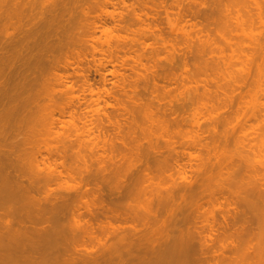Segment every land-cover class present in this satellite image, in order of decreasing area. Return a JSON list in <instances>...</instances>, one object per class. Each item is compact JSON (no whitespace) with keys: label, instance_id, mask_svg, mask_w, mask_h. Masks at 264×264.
Masks as SVG:
<instances>
[{"label":"rangeland","instance_id":"1","mask_svg":"<svg viewBox=\"0 0 264 264\" xmlns=\"http://www.w3.org/2000/svg\"><path fill=\"white\" fill-rule=\"evenodd\" d=\"M4 1V0H3ZM3 1L1 2V0H0V4L3 6ZM6 2H8V0H5ZM11 0H9V4H10V6L13 4L12 3V1L10 2ZM26 2V4H22L23 3V1H22V5H25V7H23V9L21 8V4L20 3H16V4H20V5H16L17 7H10L9 6V4L8 3H6V2H4V3H6V7L4 6V8H9L8 10H10L11 8H12V14H13V12H14V14H15V12L17 11V15H18V13H19V16L21 17V15H23L24 16V12H25V14L26 15H29V16H31L30 14L32 13V11H33V8H35L36 7V9L38 8V4H37V6L35 5L37 2L36 1H39V3L40 2H42L41 0H25ZM47 1V0H46ZM50 1V2H49ZM49 1H47V3L49 4V6L51 7V4H53L54 5V7H53V5H52V7H51V9L52 8H54L55 9V6H56V8H57V6H58V2H57V4H56V2L55 1H57V0H49ZM53 1V2H52ZM73 1V2H72ZM123 1V0H122ZM143 2H145V4L142 2V4L143 5H145L146 7H144V10L141 8V6H142V4L141 3H139V4H141V6L139 7V11H138V9H136L137 8V4H135V2H137L136 0H125V1H123V2H121V1H119V0H75V2H74V0H65L64 2H62L61 3V5H60V3H59V6H60V9H59V7H58V9L59 10H64L65 9V5H66V8L68 7L69 8V5L68 4H70V6H71V2H72V6H73V9H72V7H71V9L69 8V12L67 13V11H68V8L67 9H65V10H67L65 13L66 14H69V15H72L70 18H68V17H64V16H67V15H65V13H64V11H62V12H60L58 9L56 10L57 11V16L58 15H60L61 14V16L62 15H64L62 18H64L63 19V21L65 20L66 21V19H67V21L69 22V21H71L70 22V24L68 23V22H63L64 24L66 23H68V27H69V25H71V23H73L72 21H75V20H77L76 21V24L74 23V28H76L77 30H79L80 31V29H81V25H82V28H83V30L82 31H77L76 30V32H75V29L73 28V26H72V28L70 29V30H72V29H74V31L72 30V33L69 31V29H67V26H66V24L64 25L65 26V28L64 29H66V34L65 33H62V31L61 30H63V29H61L63 26H60V24H59V21H61V19H60V17L58 16H56V14H55V10L54 9H52V11L54 12V14H53V12L51 11V12H48L49 10H51L50 9V7H49V9L48 8H46V9H48V13L45 15V16H50L49 14H51L52 13V18H51V16L49 17V18H46L45 16V18L43 17V16H41V15H43V13L42 12H40V9L41 10H43V8L44 7H46V6H48V4H42V3H40L39 5V7H41V8H39L38 10H39V12L41 13H39V15H40V17H42L43 19H44V21H45V19L47 20V19H49V21L50 22H54L55 23V25L57 26V25H59V26H57L58 27V29H59V27H60V29L59 30H57L58 31V33L56 32H53L54 30H55V28H56V26H54L55 28L54 29H52L51 30V27H52V25H54V23L50 26V28H49V25H50V23L48 22V20L47 21H45L46 22V25H45V29L47 30V34L49 33V31H50V35H47L48 37H46L45 36V34H43L42 35V31L43 32H45L46 33V30H44L43 28H42V30H39V25H43L44 26V24H45V22H44V24L43 23H41V21H42V19L39 17V16H37V18L39 19H41V21H40V23L41 24H37L36 25V21H37V23H39L38 22V20H36V15H38L37 13V10H36V12H33L32 13V17H35V19L34 18H32L31 19V22H33L31 25L29 24V25H27L28 24V22L30 23V21H29V19L27 18V21L28 22H25L26 24V26H29V28L30 27H35V25L37 26V27H39V28H37V30H38V32H39V34L38 33H36V28L35 29H33V28H30L31 29V31L29 30V28H27L25 25H24V21H26V18L25 17H29V16H24L23 18H15L17 15H15L14 16V14L12 15V17H11V19H13V18H15V19H17L18 20V22H20V21H23V19H24V21H23V23L22 22H20V24H21V27H22V29H21V27H19L20 26V24H18L17 25V23L18 22H16V25L17 26H15V27H17V28H15V27H13V29L15 28L16 30H17V32L18 31H20V29L21 30H23L21 33H24V31L26 30V32H25V34H21L20 32H18V34L19 35H17V36H24V35H26L27 34V31H29V33H28V38H30V39H25V37H27V36H24L23 38L25 39H21V46L23 47V43L22 42H24V41H26V40H31V36H32V41H30V43L31 44H29L28 42H24L25 44H24V47L25 46H27V44H28V46H27V51H28V48H29V46H32V45H36V46H32L33 48H31V50H33L35 47H37V44L36 43H38L39 42V44H38V47H37V50L35 51V52H38V50H39V52H40V54H39V52H38V55L40 56H38L37 55V53H30L31 55H33L34 57H32L30 54H29V56L30 57H32V59L30 58L29 60H28V58H29V56H27V55H25V57L27 56V60L31 63H28V61H27V63L31 66H36V62H40V64L42 63V61H43V63H44V61L46 60L47 61V58H46V56H48L49 54H50V59H49V57H48V59H49V61L48 62H50V63H48L47 62V64H49V66L47 65V64H45L46 65V71L44 72V71H42V73L41 72H37L39 75H37V74H35V72L36 71H34L33 72V68L32 67H27L28 66V64L26 63V61H25V59L23 58V56H22V53L20 52L21 51V46H17V47H19L20 48V50L17 52V50H16V48H14V46H13V48H14V50H16L15 52H17L18 53V60H19V57L20 56H22V58H20V61H22L23 62V60H21V59H24V61H25V67H27V68H29L30 70H32V72L33 73H31V80L29 79L30 77L28 76V75H30V70H28V69H26L23 65H20L21 63H19L17 60H16V58L14 57L13 59H11L10 58V56H9V58H7L6 56L7 55H5V57L7 58V59H11L12 61H10L9 60V63L11 62L12 64L13 63H15L16 61H17V63H19V65L17 64V63H15V65L17 64L18 66H23L22 68L23 69H25V73L27 72L26 70H28V73H26V74H24V71H23V76H25V77H29V78H26L27 79V81H26V79H24L23 78V76H21L22 74H19L20 76H21V79H22V81H24L25 80V83L24 82H22L21 81V79H20V81L17 79L16 80V78H17V72L18 71H20V69L19 70H17V72L13 75H11V73L12 72H10V71H8V67L9 68H11L12 67V65L10 66H6L5 68L7 69L6 71H8L9 72V75L11 76V78L9 77V76H6V74H4V75H2V76H4V77H1V78H3V79H1L0 78V83H2L1 85L3 86V83L4 82H1V80H4V78H7L6 79V83H5V85L7 86V80L8 79H11V81L13 82V79L15 80L14 81V86L15 87H18L19 88V85L21 86V89L22 88H24L25 90L23 91V89H22V91H20V90H18V88H17V90H18V92H17V90H16V93H14V95L15 94H19V97H17L16 98V100H19V101H17L16 103L14 102L13 103V101L15 100V99H13L12 100V104L14 105V104H17L16 106H14L13 107V105L11 104V102H9V100L11 101V99L9 98V97H11V96H13L14 97V95H9V93H8V91H7V97H8V99L9 100H7V97L6 96H4L5 97V99L6 100H4V103H3V100H2V103L3 104H1L0 103V127H2V124H4V123H2V122H7V121H9L8 122V124L7 125H4L6 128H7V126H9V127H11L12 125H14V126H12L14 129H15V127H17V125H20V127L22 126V120H26V121H24V124L25 123H27L26 124V126L25 127H28V126H30V128H31V130L33 129L34 130V128H35V130H36V132H35V130L33 131L34 133H32L31 132V130H30V128L28 127V128H23V126L21 127L22 128V130H24V131H21V128L18 126L15 130L16 131H14V129H8V130H10V131H6L5 132V130H7V129H4L5 127H3V128H0V133L2 132V130H4V132H5V134L2 132V134H3V136H6L7 138H8V140H12V144H11V141H10V143H9V145L11 144V146L9 147V149H11L12 150V154L9 156V157H16V156H18V152H16V151H21V149H23V151L21 152V153H19L20 154V156L23 158V160H22V158H20V156H19V159H21V160H18V157L16 158V162H17V160H18V162L17 163H19L18 165L20 166V163H22L23 162V164L20 166V167H22L23 168V166H24V168H23V170H26V171H21L20 170V172H19V166L17 165V163L15 162V165L17 166L15 169L17 170V168H18V173L20 174V173H24V175L26 174V176H25V181L27 180L28 181V177L29 178H31V179H33V178H35V177H31V175H32V171L33 172H38L37 170L39 169V168H41V170H42V167H43V171H41L40 169V171H41V173L43 174L44 172H46V173H44L43 175H45V174H48L50 171H52L53 173H50V174H52V175H54L56 172L58 173V172H60V170L62 169V170H64L66 167V169L64 170V171H61V173L63 172L64 174L65 173H68V174H63V175H61V173L59 174L58 173V175H54L55 177H59L60 175V179H58V178H56V179H54L53 180V178H54V176H52V181L50 180V182H47V183H49V185L47 184V183H44V182H42L43 184H41L40 186H41V188L38 186L37 188H39V190L35 187L32 191H31V195H32V193H36L37 191H39L38 193H36L35 195L40 199V201L41 202H44L45 201V203H44V205L46 204V208H47V213H48V211H49V209L51 208V203L53 204V202L55 201V203L58 201V200H60L61 201V199L63 198V194H66L68 191V193H67V195L68 194H73V193H75L74 191H73V189H74V187L75 186H73V185H75V183L74 182H78L79 180L80 181H82V182H84V179H83V177L86 175V174H88L89 172H91L90 173V175L91 174H95V176H97V174L98 175H100V174H102L103 172H101V170L103 169L102 167L104 166V167H106L107 165H108V163H111V161L113 162L114 161V166L113 167H115V168H117V170H115V168H113L112 167V169H114L115 171V174L114 175H116V177L114 178L115 180H116V178L119 180V176H120V172H124L123 174H121V176L120 177H122V175H124L125 173H126V177H122V178H120V179H122L121 181L122 182H124V180H127L126 182H128V183H124L125 184V186H123V187H120V189L121 190H123V189H127L128 190V192L126 193V191H125V193H124V190H123V193L124 194H128L129 193V191H132L131 190V187L129 186V185H131L130 183H132L133 185H131L132 186V188H133V186H134V184H135V182H134V180H133V178L134 179H136V180H138L137 179V177H139V178H141L144 174L143 173H145V172H151V173H147L148 175H149V178H148V176L147 175H144L145 176V178H146V176H147V178H146V182L145 181H143L142 182V180L143 179H145L144 178V176H143V179L142 180H138L139 182H142V187L141 188H143V187H145L146 185H144L145 183H147V182H151L152 183V185H151V187H154L155 185H156V183H157V186L160 184H163V182H164V184L163 185H161V186H159L157 189H159L158 191H159V193H161V191L163 192V191H165L167 188L169 189H167L166 191H167V193L165 194V196H163L164 195V193L166 192H163V194H162V197L164 198V197H166L165 199H162V202L160 203V206H159V202L158 203H155L156 205H154V200H155V202H156V200H158V199H160L161 197H160V195H159V198H158V195H154L153 194V192H152V194L150 193V191H151V189H154V188H150V187H148V185L150 186V184L151 183H148V185L146 186L147 187V189H149V190H147L148 192H146V190L145 189H143V190H145L144 192H146L145 194H147V195H144V192L141 190V192H143V197L144 198H146L147 196L149 197V195L151 194V196H150V198L151 199H149L148 197V199L149 200H147V205H146V202H145V199L144 198H142V195H140V193L141 192H139L137 189L139 188H136V193L135 194H137L138 192V194L137 195H135V194H133V195H135L134 197H132L131 195H126V197L125 198H129L130 196L132 197H130L132 200L135 198V203L133 202V201H131V199L129 200L128 199V201L126 200V201H123V198H124V194H122V191H120L121 193V195L119 194V193H117L116 191H118V188H116L115 186H113V185H116V186H118L119 185V182L118 181H116L115 182V184H114V182L113 181H115V180H113V179H109V181H108V178H103V176H105V174L107 173L108 174V177H110L111 178V175H109V174H111V173H113V170H112V172H111V170L109 169V166H110V168H111V164H109V166H107L108 167V170H110V172L109 171H107V167L106 168H104L105 170H106V172L104 171V173H103V175H100V176H102V177H99V176H97V177H99L100 179L101 178H103V180L104 179H107V181L108 182H106L105 180H104V182L103 183H106V184H108V185H111V186H113V187H110L109 186V188L106 186L105 187V184H102V185H104L103 187L104 188H102V189H104V190H107L106 191V194H107V192L110 194L109 196H111L112 198H114L115 200L117 199V197H113V194H114V196H122L123 195V198H121V197H119V198H121L122 199V201H121V199H120V201H121V203H123L122 205L123 206H121L122 208V211L120 210V207H119V204L117 205L118 206V208H119V210L123 213V211H124V213H127V211H128V216L126 215V214H124L123 213V215L125 216H127V219L129 218V220H128V222L129 223H132V221L133 220H136V219H138V221H139V223H138V221L136 220V222L135 221H133V223H135V226L138 224V225H141L140 227L141 228H139L138 226H136V228H133L134 227V224H132V226L130 227V225H129V223L128 222H126L125 221V219L123 220V219H121V220H123V221H125V225H126V229H125V231L127 230V226H129L128 228H131L130 230H132V229H134L135 231L136 230H145V228L144 227H146V226H148L149 228H151V227H153L154 229H152L151 230V232H149L148 234H149V236L150 237H152V238H150V237H148V234H147V231H146V234H147V237H148V239H153V232L156 230V229H158V228H160L161 229V224H162V222L161 223H156L157 222V220L158 221H160L161 219H163V217H167V218H169L168 220H167V218H165L166 219V221L168 222L169 220H170V216H171V219H172V217L174 218L175 216H173V214H175L176 215V213H177V217L178 216H180V215H182V214H180V212L182 211L183 212V210L181 209V211H180V209L179 208H181V206L183 205V206H186L188 203V207L190 208V209H192L193 208V210H191V211H195L194 210V208L196 207V206H194V207H190V203L192 204L193 203V201L194 200H197V201H199L200 203H201V206H200V203L198 204V203H196V202H194V203H196V204H198L197 206L200 208L199 209V211H201V212H199L201 215H199V216H201V217H199L197 214H199L198 213V211H195V212H197V213H193V214H196V215H192V213H190L192 216H190V218H188L189 220L190 219H192L193 220V218L195 217V216H198V218L197 217H195L194 218V220L195 221H198V223L200 224L201 223V221H202V223L200 224L201 225V227L202 226H204V225H202V224H205L206 222H210L212 225H214L212 222H214V221H212L213 220V218L214 219H216V220H220V222H218L219 224H221V223H224L225 221H224V219H226V218H228L227 220H231L232 218V216H235V215H237V208H236V206L235 205H233V203H232V201H233V198H231V197H233L234 196V191H236L237 190V188L238 187H240V186H247V188H248V192H247V194L246 195H244V197H243V199L244 200H246L247 198H248V200H247V202L248 203H250V206L253 208V205H251L252 203H256V205H254L255 207V209H253L254 211H252L253 212V214L255 215V216H257L256 218H258L259 217V214L258 213H260L261 215L260 216H262V213H263V210H264V207L262 206L263 205V203L262 202H264V201H262L261 202V200H263L264 199V196H263V198L261 199V200H259L261 203H257V201L258 200H256V199H259V197L257 198L256 197V199H255V192H252L251 190H252V188H254L256 185H259V184H263L264 182H261L259 179H258V177L261 175V173H262V171H264V170H262V168H261V164H260V159H261V155L262 154H264V151H262L261 150V148L260 147H262V146H264V145H261L263 142L262 141H264V33H261L260 31H259V29L258 28H256L253 24H251L250 23V21H248L246 18L245 19H231L230 18V15H229V9H230V6H231V4L233 3V0H196V1H194V0H150V3L148 2V0H142ZM156 1V2H155ZM27 2H29L28 4H30V2L32 3L33 2V4H34V2H36L35 4H34V7H33V5L32 4H30V7H31V5H32V8H30L29 9V5L27 4ZM59 2H61L60 0H59ZM67 2V3H66ZM133 2H134V4H135V6H134V4H133ZM140 2H141V0H140ZM152 2V3H151ZM158 2H159V4H158ZM44 3V2H43ZM146 3H149V5L151 4H153L154 6H153V8H152V6H150L149 7V5L147 4L146 5ZM205 3H207L208 4V7H204L203 5L205 4ZM7 4H8V6L9 7H7ZM42 4V5H41ZM63 4H64V6H63ZM134 6V8L136 9L135 10V12L137 13H135V12H133V13H135V14H133L132 12H130V8H132L133 6ZM15 4H13V6H14ZM43 5H44V7H43ZM157 5V6H156ZM26 6H27V8H26ZM1 7V6H0ZM61 7H63V8H61ZM16 10V11H13L14 9ZM17 8H19L18 10H20V11H18L17 10ZM26 8V10H24ZM2 9H3V7H1L0 8V10L2 11ZM105 9H106V11H105ZM108 9V10H107ZM130 9V10H129ZM133 9V8H132ZM3 10H5V11H3L4 13L6 12V9H3ZM7 10V11H8ZM29 10H32L29 14H27L28 13V11ZM71 10V11H70ZM23 12V14H20V12ZM44 11V10H43ZM58 11H59V13H58ZM133 11V10H132ZM257 11H259L258 9H257ZM3 12H2V14H3ZM11 12H10V14H11ZM45 12V11H44ZM71 12H72V14H71ZM34 13L36 14L35 16H34ZM46 13V12H45ZM108 13V14H107ZM132 13V14H131ZM139 13H140V15L142 14V16L145 18V20H143L144 18H142V16H141V19H138V16H139ZM5 14H7V17H6V15L4 16V15H2V16H4V18H2L1 16H0V19L2 20L1 22V24H0V27H2L1 25L3 24V20H5V22H6V19L7 20H9L10 18H9V12H6ZM111 14V15H110ZM146 14V15H145ZM53 15H54V17H53ZM115 15V16H114ZM132 15H134V16H136L137 17V19L138 20H136L135 18L136 17H134V16H132ZM57 17V19H56V17ZM73 16H74V19L73 20H70V19H72L73 18ZM112 16V17H111ZM114 16V17H113ZM6 17V18H5ZM18 17V16H17ZM117 17V18H116ZM120 17L121 18H123L122 19V22H120L121 21V19H120ZM51 18V19H50ZM54 18V19H53ZM182 18V19H181ZM9 20V21H12V20ZM19 19H20V21H19ZM53 19V20H52ZM69 19V20H68ZM117 19V20H116ZM16 20V21H17ZM34 20H35V24H34ZM55 20V21H54ZM119 20V21H118ZM140 20V22L138 23V21ZM141 20H143V21H141ZM14 21V20H13ZM79 21V22H78ZM106 21V23H108L107 25L106 24H104L105 26H107V27H109L110 29H111V31H112V33H113V35H114V33H115V35L114 36H117L116 38H117V44L114 42L113 44H115L117 47H119V45H120V43H121V48L119 47V48H114V47H116L115 45H114V47H113V49H114V52L112 51V54L114 55V57H115V59L113 60V58H112V61L107 65L108 67H107V69H106V73H107V78L106 79H102V75L100 76V74L101 73H99V72H101L100 71V69H99V66H98V64H96L97 63V61H95V59L94 58H98V56H100V52H99V49L101 48V45L100 44H102V42L103 41H105L104 39H106L107 40V36H103V35H105V33L103 34V27H101V26H103V22H105ZM146 23H145V22ZM148 21V22H147ZM8 22V21H7ZM15 22V21H14ZM14 22H10V24L12 25ZM77 22L78 23H80V26H78L79 24H77ZM145 23V24H143V23ZM193 22H195L194 24H196V25H194V24H192ZM9 23V22H8ZM49 23V24H48ZM60 23H62V22H60ZM141 23V24H140ZM148 23V24H147ZM198 23V24H197ZM9 24V25H10ZM15 24V23H14ZM23 24V25H22ZM34 24V25H33ZM47 24H48V28H47ZM125 24L127 25V27L130 29H132V28H135L136 30H139V31H141L138 27L140 26V28L143 26V25H145L146 26V24H147V27H148V29H149V26L151 27L150 28V30L152 31V29H154L152 32H155L156 33V35H158V36H156V35H154L155 33H152L153 34V36L151 35V33L150 32H148V29L147 28H144L145 26H143V30L144 29H147V31H145V33L146 32H148L149 34H144V32H143V34H140V33H142V32H140V33H138L139 31H136V33H135V29H134V32L132 31V34H131V30H129L127 27H125ZM5 25H7V27L6 28H8L9 26H8V24H5ZM10 25V27L9 28H12V26H14V25H12L11 26ZM41 25V26H42ZM62 25V24H61ZM121 25H124V26H121ZM193 27H192V26ZM23 26L25 27V30H24V28H23ZM42 26V27H43ZM79 27V29H78V27ZM197 26H200V27H198V32H199V28H201L203 31V34H202V32L200 31V33H197V34H199L200 35V37H201V39L199 38V36H197V34H195V35H193V33H195V29H197L196 27ZM4 27V26H3ZM123 27V28H122ZM6 28L4 29H2V30H6ZM20 28V29H19ZM53 28V27H52ZM138 28V29H137ZM195 28V29H194ZM14 29V30H15ZM32 29L33 30H35V38L37 37V39H35L34 38V32L32 33ZM126 29H128V30H126ZM8 30H10V32H12V29H8ZM15 30V31H16ZM68 30V31H67ZM133 30V29H132ZM0 31H1V28H0ZM53 33H52V32ZM61 31V32H60ZM93 31L94 32H96V33H93ZM216 31V32H215ZM6 31H3V33H1L0 32V34L1 35H4V37L5 36H7L8 35V32H6V34H4ZM17 32H14L13 31V33L15 34V33H17ZM30 32H31V34H33V35H30ZM64 32V31H63ZM68 32V33H67ZM70 32V33H69ZM78 32V33H77ZM191 33L190 34V38L188 37V38H186V35H187V33ZM13 33H11V34H13ZM40 33H41V35H40ZM60 33H62V34H60ZM77 33V34H76ZM80 33V34H79ZM136 34V36H137V34L140 36V35H144V36H147L146 38H144V36H143V38H139L138 36L137 37H134L133 38V34ZM184 33H186V34H184ZM10 34V33H9ZM10 34V35H11ZM13 34V35H14ZM40 35L41 37L39 38V36L38 35ZM58 34H60V35H58ZM71 34V35H70ZM80 35V37H79V35ZM81 34H82V36H81ZM91 34V35H90ZM135 34H134V36H135ZM0 35V36H1ZM10 35L9 36H7V37H10ZM72 35H74V36H72ZM95 35V36H94ZM120 35H121V37H124L125 35L126 36H132V37H128V38H130V39H128L127 37H124V38H121L120 39ZM123 35V36H122ZM202 35V36H201ZM12 36V35H11ZM43 36H45L44 37V39H42L41 40V38H43ZM61 36V37H60ZM62 36H63V38L65 37V36H69L68 38H66V40L69 42V44H65V39H64V42H62V44L63 45H58V43H61V42H59L58 41V39L60 40L61 38H62ZM70 36H71V38H70ZM76 36H78L79 38H82L81 39V41H80V39L78 38V37H76ZM119 36V37H118ZM155 36V37H154ZM162 36V38H160ZM194 36H195V38L197 39V40H195V38H194ZM2 37V36H1ZM15 37V36H14ZM49 37H50V40H48L49 39ZM58 37H60V38H58ZM73 37V38H72ZM95 37V38H94ZM101 38V40H103V41H101L100 40V38ZM103 37H107V38H104L103 39ZM156 37H157V39H159L158 41H157V39H156ZM159 37V38H158ZM165 37V39L164 40H166V39H170L171 40V43H173L174 45H171V46H173V47H171V46H169V43H167L168 42V40H167V42H165L164 40H163V38ZM3 38V37H2ZM16 38L17 37H15V40H16ZM19 38H21V37H18V39ZM33 38L35 39V40H33ZM39 38V39H38ZM63 38L61 39V40H63ZM69 38L71 39L70 41H69ZM99 38V39H98ZM115 38V37H114ZM113 38V39H114ZM115 38V39H116ZM120 39V41H119V39ZM126 38V39H125ZM131 38H132V41H135L133 44H131L132 43V41H131ZM135 38H137L136 40H134ZM208 38H209V40L210 41H208ZM6 40L7 38H3V40ZM73 39V40H72ZM75 39V40H74ZM79 39V41H77ZM130 40V41H128V40ZM205 39H207V41L205 42ZM4 40V42L5 43H7V41H5ZM22 40H24V41H22ZM39 40H41V41H39ZM47 40H48V42H47ZM60 40V41H61ZM124 40H126V41H124ZM142 41V42H146L145 44L144 43H140L139 41ZM144 40H146V41H144ZM170 40H169V42H170ZM199 40V41H198ZM204 41V44L203 43H201V42H203ZM2 41V40H1ZM0 41V45H3V42H1ZM8 41H9V39H8ZM33 41H35L34 42V44H32L33 43ZM43 41H46L45 42V44H47V50L49 51V49H50V53L48 54V55H46V53H44V51H41L40 49H42V47H44V45H42L44 42ZM49 41H50V44L48 45V43H49ZM57 41H58V43H57ZM72 41V42H71ZM73 41H76V42H73ZM118 41H119V44H118ZM128 41V42H127ZM160 41H162V42H160ZM15 42V41H14ZM13 42V43H14ZM18 42V41H17ZM40 42H41V44H40ZM78 42V43H77ZM113 42V41H112ZM124 42H126V43H124ZM140 43L141 45H139L138 43ZM27 43V44H26ZM72 43V44H71ZM122 43H123V45H122ZM136 43V44H135ZM161 43H163V44H161ZM170 43V44H171ZM12 44V43H11ZM17 44H19V43H17ZM112 44V45H113ZM5 45H8V44H5ZM41 47H40V46ZM168 45V46H167ZM206 47H205V46ZM166 46V47H165ZM16 47V46H15ZM23 47V48H24ZM40 47V48H39ZM46 47L45 48H43L44 50L46 49ZM48 47H50L49 49H48ZM175 47V48H174ZM207 48V49H205V48ZM2 48V47H1ZM9 48V47H8ZM8 48H4V50H0V52L1 51H3L2 53H7V51H8ZM19 48H17V49H19ZM30 48H29V51H31L30 50ZM39 48V49H38ZM203 48L206 50V51H204L203 50ZM36 49V48H35ZM115 49H116V51H115ZM117 49H119V51L117 50ZM10 50V49H9ZM12 51H13V49H11ZM12 51H10L11 52V54H12ZM26 51V50H25ZM26 51V52H27ZM28 51V52H29ZM48 51H46L45 50V52H47L48 53ZM23 53V54H28V53ZM45 54V57L43 56L44 54ZM21 53V55L19 56V54ZM10 54V53H9ZM8 54V55H9ZM14 54V53H13ZM16 54V53H15ZM34 54H36V55H34ZM138 54H142L143 56V58L141 57V56H139V57H141V59L142 60H140V62L138 61H135V59H137V57H138ZM4 56V55H3ZM2 56V57H3ZM35 56H38V57H35ZM41 56H43L42 58H41ZM220 56H222L221 57V59L223 58V60H224V62L221 60V62L219 61V58L217 59V57H220ZM0 57H1V55H0ZM1 57V58H2ZM215 57H216V59H215ZM0 58V59H1ZM6 58H2L1 60L4 62V63H8V60L7 61H5L6 60ZM59 58V59H58ZM135 58V59H134ZM5 59V60H4ZM126 59V60H125ZM213 59H214V61H213ZM16 60V61H15ZM34 60H38V61H36V62H34ZM126 61V62H124V61ZM2 61H1V63H2ZM45 61V62H46ZM215 61H219L218 62V64H217V62H216V64L214 63ZM135 62L137 63V65H135ZM4 63H2V64H4ZM8 63V64H9ZM33 63L35 64V65H33ZM42 63V64H43ZM142 63V64H141ZM7 64V65H8ZM23 64V63H22ZM26 64H27V66H26ZM40 64L38 63V65H39V67H38V65L36 66V67H34L35 69L38 67V69H36L37 71H40V70H44V67H43V69H42V67H41V69L39 70V68H40ZM14 65V64H13ZM44 65V64H43ZM132 65H134V67L132 66ZM143 65L144 66H146V69H148V70H146L144 67H143ZM2 66V65H1ZM1 66H0V68H1ZM42 66V65H41ZM138 66V68H136ZM149 66V68H153V69H149V68H147ZM4 66H2V68H3ZM17 66H13V69L14 70H16L17 68H19V67H17ZM49 67V68H48ZM54 67V68H53ZM139 67H143L142 69L144 70H140L139 69ZM21 68V67H20ZM21 68V69H22ZM131 68H132V70H131ZM133 68H135V69H139V70H137V71H141V72H138V73H140V74H142V73H144V72H146L144 75H150V76H147V77H150L151 79H153V78H155V79H157V80H155V81H157L156 83H154L155 81L154 80H151V81H149V79H148V81H147V85H146V80H147V77L146 76H142V75H139V74H136L135 73V69L133 70ZM12 69V68H11ZM156 70V72L154 73V71ZM1 70L2 69H0V72H1ZM98 70V71H97ZM118 71V73L120 72L121 74H122V76H121V74L119 73V74H117V71ZM154 70V71H153ZM5 71V70H4ZM5 71V72H6ZM13 71V70H12ZM143 71V72H142ZM3 72V71H2ZM0 73V76H1V74H3V73ZM13 72H15V71H13ZM149 72V74H147ZM152 72V73H151ZM20 73H22V72H20ZM40 73H41V76H40ZM44 73V74H43ZM32 74H34V76H32ZM136 74V75H135ZM152 74H154V77L152 78ZM18 75V76H19ZM35 75H37V76H35ZM155 75H157V77H155ZM13 76H15L14 78H13ZM38 76H40L41 78L39 79V77ZM124 76H125V78H124ZM34 77H35V82L36 83H34V81H33V79H34ZM38 77V78H37ZM145 77H146V80H144L145 79ZM198 77V78H197ZM210 77L212 78V79H210ZM243 77H247V79H243V80H245V83L243 82V84H242V81H241V79L243 78ZM13 78V79H12ZM88 78H89V80H88ZM143 78V79H142ZM197 78V79H196ZM207 78H208V80H207ZM214 78V79H213ZM86 79H87V81H86ZM125 81H127V80H129L130 81V83H132V81H133V83L130 85H128V83L127 82H125ZM198 79H199V81H198ZM28 80H30V82L31 81H33V84H30V83H28ZM41 80V81H40ZM85 80V81H84ZM196 80L198 81L197 82V85H198V83H199V85H198V87H197V85H195L196 84ZM207 80V81H206ZM209 80H213L212 82H214V83H212L211 81H210V84L212 85V86H210L209 87ZM215 80H216V82L217 83H215ZM11 81L9 80V82L11 83ZM17 81H19V82H17ZM39 81V83H37ZM43 81V82H42ZM119 81H120V83H119ZM123 83H122V82ZM152 81H153V84H157L158 86H156L155 85V87L152 85ZM205 82V84H203L202 82ZM218 81H219V83L221 84V86H220V88L222 89V90H224L225 89V86H226V89H225V91L224 92H228V93H223V91L222 90H220V88H219V86H218V88H217V85H219L218 84ZM15 82H16V85H17V83L19 84V85H15ZM26 82L28 83V87H26L27 86V84H26ZM137 83L136 85H135V83ZM145 82V83H144ZM22 83H24V84H26V86L24 85V84H22ZM32 83V82H31ZM40 83H41V85H40ZM120 84V87H119V84ZM127 84L126 85V87H125V85H123V84ZM150 83V84H149ZM207 83V84H206ZM226 83H229V85H227ZM36 84V85H35ZM39 84V85H38ZM67 86H69L70 84H72L70 87H67ZM74 84V85H73ZM89 84L90 85H92L91 87L92 88H94V90L95 91H97L99 88H102V89H99L98 91H106V93L108 92V93H110V94H104V93H100V95H102V96H105V99L102 97V96H99V97H102V98H100L99 100V103H100V107L102 108V105L104 104V106H105V108L103 107L102 109L98 106L99 104L97 103L96 104V102H94L93 100L96 98V94H95V96L94 95H91L92 93L90 92V90L88 89L89 87ZM118 84V85H117ZM225 85V86H223V85ZM234 86H233V85ZM30 85H31V87H30ZM32 85H35V86H37L36 88H39L38 90L39 91H41L40 93H41V96H42V94H43V96L42 97H44V98H42V97H39L40 95V93H38L39 91H36L37 89H35V90H32V88L34 87L35 88V86H32ZM43 85V86H42ZM56 85V86H55ZM136 86V87H139V88H136V87H134V86ZM138 85V86H137ZM145 85L147 86V88L145 87ZM151 85V86H150ZM203 85V87H201V86ZM206 85H208V86H206ZM230 85H231V87H230ZM236 85H238V87L236 86ZM240 85V86H239ZM6 86H3L4 87V89H5V87ZM9 86V85H8ZM11 86H13L12 85V83H11ZM22 86H25L26 88H28V90L25 88V87H22ZM47 86V87H46ZM64 86H65V88H64ZM75 86V87H74ZM117 86V87H116ZM127 86H133L131 89H133V91H134V93H133V91L131 90V92H128V90L130 89H128V87ZM154 87L155 89H156V95H155V93H154V91L152 92L151 90H154V88L153 89H151L150 87ZM194 86H196V87H194ZM199 86L201 87L200 88V90L198 89L199 88ZM209 87V89L211 88V90H210V92H217V90H219V91H222V92H219L218 94L216 93H214L215 95H210L211 93L208 91H206L207 92V94H205L204 92H205V90H207V88H205V87ZM227 86L228 87H230L229 89H236V91L234 92V91H232V93H230L231 92V90H229L228 88H227ZM45 87V88H44ZM71 87H73L72 89L74 90H70V88ZM104 87V88H103ZM122 87L125 89H123L122 90ZM194 89H193V88ZM234 87V88H233ZM237 87V88H236ZM1 88V87H0ZM7 88H9V87H7ZM13 88L14 87H12V90H13ZM31 88V90L29 91V89ZM46 89V92H48L47 91V89H49V93L51 92L50 90H52V92L51 93H53L54 94V96H55V98L56 99H54V101L56 102H53V99L52 100H50V102L49 101H47V99H48V97H49V95H50V97H51V94H49L48 93V95H46L47 93L45 92V91H42V90H40V89ZM56 88V89H55ZM64 88V89H63ZM66 88H68L69 90H70V92L71 91H73L72 92V94L71 93H67V92H69V90H67ZM109 89V90H104V89ZM112 88V89H111ZM120 88V89H119ZM127 88V89H126ZM136 88V89H135ZM194 90L195 92H196V94H194L195 92L193 91V93H191L189 90ZM197 88V90H195ZM204 88H205V90H204ZM4 89H2V90H0V93H2V95H4L5 93L4 92H2V91H5ZM11 89V88H10ZM10 89H7V90H10ZM53 89H55L54 91L55 92H53ZM62 89L63 90H65L66 89V91H62ZM151 89V90H150ZM157 89H158V92H157ZM217 89V90H216ZM227 89H228V91H227ZM12 90H10L9 92L11 93V91ZM59 90V91H58ZM114 90V91H113ZM119 90V91H118ZM123 91V92H121V91ZM136 90L138 91V95L136 94V96H137V98H134V97H136V96H134V94H135V92H136ZM191 90V91H192ZM14 91V90H13ZM13 91H12V93L11 94H13ZM25 91H29L28 92V95L29 96H33L35 99H33L34 101H36V103H34V101L33 100H31L30 101V98L28 97V95H27V93L25 92ZM32 91V93H30ZM34 91V92H33ZM111 91H112V93H111ZM117 91V92H116ZM130 91V90H129ZM140 91V92H139ZM200 91V92H199ZM22 92H24V94H23V96L21 95L20 96V93L22 94ZM114 92V93H113ZM116 92V93H115ZM124 92H127V94L128 93H133V96H130L131 94H128V95H126V93H124ZM4 93V94H3ZM26 93V94H25ZM32 94V95H30V94ZM35 93V94H34ZM44 93H46V94H44ZM57 93L59 94V95H57ZM91 93V94H90ZM159 93V97L158 98H156ZM186 93H187V95H188V99L186 98ZM197 93L199 94V95H197ZM221 93H223V94H227V96H225V95H223V94H221ZM94 94V93H93ZM104 94V95H103ZM113 94V95H112ZM116 94V95H115ZM119 94H121V96L119 95ZM191 94H194V97L195 98H193V99H191L193 96L191 95ZM221 94V95H220ZM6 95V94H5ZM25 95H27V96H25ZM172 95H173V97H172ZM175 95H176V98H178L179 97V99H181V97H182V100H178V105H179V102L181 103V101L183 102V103H185L186 105L184 106V104L183 103H181L180 104V106L179 107H181V105L183 104V108H181V109H183V110H181L180 112H181V114L183 115V118H182V116H180V114H177V113H180L179 112V110H180V108L178 107V105L176 106V105H174V107H176V109L173 107V105H172V103H175V102H173V101H176V103H177V100H176V98H175ZM217 95H219V97H217ZM231 95V96H230ZM17 96V95H16ZM15 96V97H16ZM46 96H47V99H46ZM110 96V97H109ZM129 96H130V98H129ZM189 96H191V97H189ZM209 96H213V98H214V96H215V98L214 99H212V100H210V97ZM221 96V97H220ZM228 96H230V97H228ZM3 96L2 97H0V99H2V98H4ZM13 97H11V98H13ZM14 97V98H15ZM27 97V98H29V99H27V100H29L30 101V103H33V104H30V106H28L29 104H27V103H25L26 101V99L25 98ZM49 97V98H50ZM52 97H53V95H52ZM51 97V98H52ZM171 97H172V99H171ZM209 97V98H208ZM19 98H23V99H25L24 100V104H20L19 105V103H20V101H21V99H19ZM42 98V99H41ZM50 98V99H51ZM97 98H98V96H97ZM186 98V99H185ZM189 98L191 99V101L189 100ZM217 98H218V100H217ZM221 98V99H220ZM22 99V100H23ZM32 99V98H31ZM44 99V100H43ZM107 99V100H106ZM133 99H135V100H133ZM137 99V100H136ZM139 99H142V101L141 100H139ZM39 102H38V101ZM42 100V101H41ZM45 100H46V103H45ZM102 100L104 101V102H102ZM119 100L121 101V102H119ZM134 101V102H132V101ZM141 101V103L139 102V101ZM190 102H189V101ZM1 101V100H0ZM6 101V102H5ZM29 101H27V102H29ZM33 101V102H32ZM82 103H81V102ZM93 101V102H92ZM109 102V105H108V102ZM136 101H138L139 103L138 104H135L136 103ZM171 102L170 103V105H172V108L174 109V110H176L175 112H176V114H172V115H175V116H172V119H171V117H170V113L172 112V111H174V110H169V108L170 109H172L171 108V106L170 105H168L167 104V110H164V111H166V112H168V110H169V115H168V113H165V114H167L166 116H164V114H162L164 117L162 118L161 116H159L161 113H158V112H156V114L158 115H156V114H154L153 113V116L155 115V116H157V118L158 119H160L161 121H160V123H159V120L154 116V118H152L153 116H152V113H149V112H153V111H158V109L157 108H160V110L162 111V113H164L163 112V109H165V107L163 108V105H164V103L166 104V102ZM41 102L43 103V105H41ZM85 102V103H84ZM93 103V105H92V103ZM106 102V103H105ZM119 102V103H118ZM124 103V104H122L123 106H121L120 105V103ZM143 102H144V104L145 103H151V104H147V106L148 107H146V105H144L143 104ZM9 103V104H8ZM21 103H23V101L21 102ZM39 103H40V105L41 106H39ZM55 103V104H54ZM83 103H84V105H83ZM111 103V104H110ZM158 103H160V104H158ZM163 103V104H162ZM27 104V107L25 106ZM36 104V105H35ZM106 104V105H105ZM133 104V105H132ZM143 104V105H142ZM154 104V105H153ZM157 104L158 105H160L159 107H157ZM9 105H12L11 107L9 106ZM21 105H22V107H21ZM34 106V108H33V106ZM37 105H38V108H37ZM55 105H56V107H55ZM91 106V108L93 107V110L91 109V108H89L90 106ZM98 106V108H100V109H97V106ZM126 105V106H125ZM135 105V107L137 106V108H139V107H141L142 106V108H141V110H140V108L139 109H136V108H134V107H132V106H134ZM138 105H139V107H138ZM141 105V106H140ZM149 105H151V107H149ZM2 106V107H1ZM5 106V107H4ZM19 107L18 109H16V107ZM95 106H96V108H95ZM145 106V107H144ZM155 106H156V108H155ZM170 106V107H169ZM10 107V108H9ZM15 109V110H13V108ZM42 107V108H41ZM85 107V108H84ZM131 107L132 108H134V109H131ZM155 109H154V108ZM4 108V109H3ZM5 108H6V110H5ZM8 108V109H7ZM21 108V109H20ZM25 108V109H24ZM27 108V109H26ZM29 108V109H28ZM36 108V109H35ZM146 108H148V109H146ZM150 108V109H149ZM177 108H179L178 110H177ZM184 108H185V110H184ZM11 109V110H10ZM88 109H89V111H91V112H89L88 111ZM94 109H97V111L99 112V117L101 118H99V117H97V113L98 112H96ZM130 109V110H129ZM145 109V110H144ZM154 109V110H153ZM10 110V111H9ZM16 110H17V113L19 114V116L18 115H16L15 113H16ZM37 110H38V112H40L39 113V115L40 116H38V112H37ZM40 110V111H39ZM80 110V111H79ZM133 110V111H132ZM142 110H144V113H143V111ZM2 111H4V113L2 112ZM6 111V112H5ZM13 111V112H12ZM76 111H79L78 113H75V117L73 116L74 115V112H76ZM81 111H84V112H81ZM108 113V116H105L104 118H103V116L105 115L104 113H106V112ZM135 111V112H134ZM2 112V113H1ZM8 112H10L11 113V116H10V113H8ZM19 112H21L22 114V118H20V113ZM29 112H32V113H29ZM86 112H89V116L87 117L86 116V118L88 119L89 117H91L92 116V118H94L93 116H96L99 120H102V121H100L101 123H103V122H105L106 124L104 125V126H102L103 124H101V127H100V125H87L86 123H82L81 121L82 120H85L86 118H81L82 117V115H81V117H80V114H82V113H84V114H86V115H88ZM97 114H95V113ZM132 112H133V115H131L132 114ZM160 112V111H159ZM6 113V114H5ZM35 113H37V114H35ZM90 113L91 114H93V115H90ZM107 113H106V115H107ZM109 113H110V115H109ZM134 113H137L138 115H137V121H135L134 120V122H133V120H131L132 118H130L131 116L133 117H135L136 116V114H134ZM174 113V112H173ZM4 114H5V116H4ZM13 114H15V116L13 115ZM29 114L30 115H32L33 116V118H32V116L30 117V119H29ZM53 114V115H52ZM62 114V115H61ZM2 115H3V117H2ZM27 115V116H26ZM37 115V116H36ZM177 115H178V118H174V117H177ZM10 118H9V117ZM18 118H17V117ZM35 116H36V118H38L37 120H41V121H43V122H40L39 123V121H36V120H34V118H35ZM73 116V117H72ZM78 116V117H77ZM111 116V117H110ZM147 116H148V118H151V120H147ZM180 116V117H179ZM7 117V118H6ZM14 117V118H13ZM17 118V120H16V122H18V123H16V122H14V120ZM28 117V118H27ZM62 118V119H60V118ZM79 117L81 118L80 120H79ZM84 117V116H83ZM134 117H133V119H134ZM168 118V120H176V121H178L180 118V120L181 121H183V122H181L180 120H179V122H180V124H178L179 122H177L176 123V121H175V124L174 125H170V124H172V123H170V121H167V122H165V127H167L168 129H166V128H163L164 127V125H162V124H164V120L166 119V118ZM26 118V119H25ZM33 120H32V119ZM35 118V119H36ZM53 118H59L58 120L59 121H57V120H55L56 122H58V124L54 121V119ZM103 118V119H102ZM109 118H111V119H109ZM130 118V119H129ZM162 118V119H161ZM165 118V119H164ZM174 118V119H173ZM9 119V120H8ZM12 119H13V122H12V124H11V126H10V124L9 123H11L10 121H12ZM20 119V120H19ZM22 119V120H21ZM29 121H28V120ZM75 119V121L76 122H74L73 123V120ZM76 119H78V120H76ZM96 119V118H95ZM115 119H118V120H115ZM129 119V120H128ZM136 119V118H135ZM152 119H154L157 123H155L154 121V123H155V125L154 124H152L151 125V121H152ZM5 120V121H4ZM7 120V121H6ZM62 122H61V121ZM64 120V121H63ZM69 120V121H68ZM70 120H72L71 121V124H70ZM98 120V121H99ZM104 120H107V122L106 121H104ZM111 120L112 121H114L116 124H117V126L116 125H114L115 123L114 122H112V124H110L111 123ZM122 120V121H121ZM167 120V119H166ZM165 120V121H166ZM36 121V122H35ZM121 121V122H120ZM127 121V122H126ZM130 121H132V122H130ZM21 122V123H20ZM32 122V123H31ZM34 122V123H33ZM67 122V123H66ZM69 122V123H68ZM100 122H99V124H100ZM109 122V123H108ZM128 122H130L129 124H128ZM162 122V123H161ZM14 123V124H13ZM31 123V124H33V125H29V124ZM37 123H39V124H37ZM41 123H42V125H41ZM66 123V124H65ZM76 123V124H75ZM119 123V124H118ZM133 124V127H134V129H133V133H135V131L137 132V131H139V126H140V129L142 128V129H144L143 131H145V132H147V130L148 131H150V132H147L145 135H144V133L142 132V131H139V134H138V132L137 133H135V136L134 135H132V124ZM138 124V125H136L137 126V128H136V126H134L135 124ZM15 124H17V125H15ZM35 124H37V126H35L34 127V125ZM72 124H74L73 126H72ZM85 124V125H84ZM147 124H149V125H147ZM157 124H158V126H160V125H162V127L160 126V128H159V130H161V132H162V130H163V133L166 135V133H167V136H164V134L162 133V135L164 136V137H169V138H164V137H161L160 135H161V132H159V133H157L158 132V130H157ZM160 124V125H159ZM166 124H168V125H166ZM177 124L179 125V126H177ZM40 125V127H38ZM118 125H120V126H122V132H121V136H123V137H120V133H118L121 129H118ZM127 125H130V127L131 128H129V126H127ZM154 125V126H153ZM56 126V127H55ZM90 126V127H89ZM94 126H95V128H94ZM96 126H98V127H96ZM107 126V128H105ZM148 126L150 127V128H152V130H150V128H148ZM152 126V127H151ZM169 126H171V127H169ZM11 127V128H12ZM32 127H34V128H32ZM64 127V128H63ZM148 128V129H146V128ZM55 128H57V129H55ZM100 128V129H99ZM109 128V129H108ZM120 128V127H119ZM163 128V129H162ZM2 129V130H1ZM20 129V130H19ZM29 129V130H28ZM60 129V130H59ZM63 129V130H62ZM90 129V130H89ZM94 131H93V130ZM105 129V130H104ZM118 131H117V130ZM130 129H131V131H130ZM136 129V130H135ZM141 129V130H142ZM154 129V130H153ZM170 129V130H169ZM18 130V131H17ZM38 130V131H37ZM55 130H56V132H55ZM59 130V131H58ZM62 130V133L63 134H65V135H63V134H58V132H60ZM126 130H127V132H126ZM171 130H172V133L173 134H171L170 132H171ZM26 131V132H25ZM28 131V132H27ZM31 133H30V132ZM64 131V132H63ZM66 131V132H65ZM90 133H89V132ZM103 131V132H102ZM131 132V134L129 133V132ZM153 131V132H152ZM166 131H168V132H166ZM170 131V132H169ZM10 132H12L11 134H10ZM13 132H17V133H22V135L21 134H19V138L20 137H22L21 138V141L23 142H21L20 141V139H17L18 137H17V133H16V136L13 134ZM93 132V133H92ZM104 133V135L106 134V137H107V141H102L104 138L103 137H105L102 133ZM106 132V133H105ZM117 132V133H116ZM27 133V134H26ZM55 133H56V135H61L60 137L58 136V137H55ZM61 133V132H60ZM126 133H129L130 135V137H132L131 139L132 140H130V141H132L133 142V140H135L136 141V137L138 136V139H137V141H136V143H135V141H134V143L136 144V147H138V148H141L139 151H138V149L136 150L135 149V152H134V148H135V145L132 143V144H130L131 146L132 145H134V147L132 146V147H130V145H128V144H126L125 145V143H123L122 141L124 140V139H126V136H127V134ZM148 133H151V134H149V135H154L155 133H157V137L155 138V137H152V136H149L148 137V139H149V141H150V138L151 139H153L154 141L153 142H155L157 139H159V142L158 143H156L157 144V146L153 149V143L152 144H150L149 142H147V136H148ZM154 133V134H153ZM8 134H10V136L8 135ZM97 134V135H96ZM117 134H119L118 136H117ZM126 134V135H125ZM137 134V135H136ZM160 134V135H159ZM169 134V135H168ZM171 134V135H170ZM9 137H8V136ZM27 135H29V136H27ZM68 135H70L69 137H68ZM103 135V136H102ZM132 135V136H131ZM175 136V138L173 137V136ZM14 136L16 137V139H14ZM26 136V137H25ZM31 136V137H30ZM102 137V139H101V137ZM113 136H114V138L116 137V140L117 141H115V139L113 138ZM129 136H127L128 138L127 139H129ZM144 136H146V137H144ZM154 136H156V134L154 135ZM201 136H203L201 139L202 140H199L200 139V137ZM38 137V138H37ZM93 139H92V138ZM111 137V138H110ZM119 137H120V139H119ZM173 137V139L174 140H176V141H174L173 139L171 140L170 138H172ZM10 138H12V139H10ZM25 138V139H24ZM29 138V139H28ZM56 138H59V139H56ZM62 138V139H61ZM63 138H65V139H63ZM69 138V139H68ZM71 138H72V141H70L71 140ZM89 138H91V139H89ZM110 138V139H109ZM216 138V139H215ZM32 139H34V140H32ZM66 139H68V140H66ZM101 140V142H104V143H101V142H99L100 140ZM109 139V140H108ZM114 139V140H113ZM123 139V140H122ZM126 139V141L125 142H127V141H129V140H127ZM215 139V140H214ZM14 140L16 141V142H14ZM28 140V141H27ZM32 140L33 141V143H32V141H31V143H30V141ZM36 140V141H35ZM59 140V141H58ZM62 140H64L63 142H65V143H63L62 142ZM67 141V143H66V141ZM94 140H96V141H94ZM163 142H161V141ZM173 141L172 143L171 142H168V141ZM194 140V143H192V141ZM18 141H20V143H18L19 145V147H20V145H22L21 147H20V149H19V147L17 148V142ZM58 143H57V142ZM90 141L93 143V145L91 144L90 146H92L93 148L92 149H89L88 150V148L90 147V146H88V144H90ZM96 142V144L98 143H100V144H103L102 146H100L101 147V149H98L97 150V146H96V144L94 145V142ZM98 141V142H97ZM109 141V142H108ZM110 141H113V142H110ZM197 141H199V144L197 145ZM28 142V143H27ZM71 142V143H70ZM73 142H74V144H73ZM105 142H106V144H107V142H108V145L109 146H106V144H105ZM115 142H116V144H115ZM117 142H119V143H117ZM122 142V143H121ZM150 142H152V141H150ZM161 142V143H160ZM168 142V143H167ZM174 142H175V152H174ZM1 143L2 144H4V142H2L1 141ZM14 143L16 144L15 146V148L16 149H18V150H15V152H13L14 151V147L12 148V146H14ZM34 143H35V145H34ZM60 143V144H59ZM112 143V146L110 145V144ZM150 144L151 146H152V148L150 147V145H149V147H150V149L147 147V144ZM25 144V145H24ZM30 144V145H29ZM66 145L67 144V148H62L61 146L62 145ZM99 144V145H100ZM116 146V145H118L117 147L119 148V146H122L123 144L126 146L125 148L126 149H128V150H125L123 147L124 146H122L121 148H119V150L117 151L118 153H114L115 152V149H118V148H116L115 147V149L113 150L112 148H114L113 146L114 145ZM140 144V145H139ZM155 144V145H156ZM203 144V145H202ZM8 145V144H7ZM8 145V146H9ZM37 145V146H36ZM64 145V146H65ZM161 145V146H160ZM171 146V148H170V146ZM32 146L34 147V149L33 150H30V149H32ZM74 148L73 150H75V152L78 150V152H76V153H79V151L81 150V149H83V150H88L89 152V154L90 155H92L91 156V158H93L94 159V157H96V156H98L99 157V155L101 156H103L104 155V157H105V152L107 151L106 149L108 148V147H111L110 148V151H111V149H112V151L110 152V151H107L106 152V157H107V159H105V158H102V157H99V159H96V158H98V157H96L95 158V161L93 160V161H88V159H90V157L89 158H87L86 159V157H87V154H85V152L83 151V150H81V151H83L82 153H84L85 154V159L87 160V161H85V160H83L82 158V160H80V156L81 155H79V157H74L73 159H70L69 157V155H71V158H72V155H75L76 153L72 150V148ZM146 148H145V147ZM159 146V147H158ZM251 146L253 147V148H251ZM8 149V147L6 146V142H5V146L4 147H2V151H5L4 149H6V148ZM55 147H57V148H55ZM60 149H59V148ZM105 147V149L103 150L102 148H104ZM129 147V148H128ZM161 147V148H160ZM255 147V148H254ZM4 148V149H3ZM26 148V149H25ZM48 150H47V149ZM50 148V149H49ZM70 148V149H69ZM91 148V147H90ZM99 148V147H98ZM131 148H133V149H131ZM148 148V149H147ZM160 148V149H159ZM264 148V147H263ZM8 149V150H9ZM67 149V150H66ZM94 149H96V151H98V153H94ZM109 149V148H108ZM123 149V150H122ZM146 149L147 150H149V151H147L148 153H149V155L145 152L146 151ZM152 149H153V151H152ZM170 149H173V150H171V152H173L172 154H171V152H170ZM0 150V152H2ZM43 150V151H42ZM52 150V151H51ZM56 150V151H55ZM60 151L61 152V150H62V152H63V154H62V156H63V158L61 159V157L62 156H60L61 154H60V152H58V151ZM90 150H92L91 151V153H90ZM131 152H130V151ZM150 150L153 152L152 154V157L153 158H155L156 159V155L158 154H160L158 157H161V159H160V161H159V159L157 158V160L159 161V167L161 168V171H160V168L158 167H155L156 166V162H158L157 160H153L152 158H151V156H150ZM33 151V152H32ZM40 153H39V152ZM48 151H49V153H48ZM67 151L69 152L68 153V155H67ZM95 151V152H96ZM114 151V152H113ZM124 152V154H126L125 153V151H128L127 152V154L128 155H130L129 157H131V154H132V152H134L133 153V155H132V157H131V159L128 157V156H124L123 155V153H121V152ZM143 151V154L141 153ZM156 151V152H155ZM162 153H161V152ZM164 151V152H163ZM28 152H30L29 154H28ZM41 152H43V154L41 153ZM52 154H51V153ZM73 152V153H72ZM100 152V153H99ZM113 152V153H112ZM130 152V153H129ZM137 152H138V155H137V157L139 156V158L136 160V158H135V156L134 155H136L137 154ZM140 152V153H139ZM155 152V153H154ZM190 152H192V153H190ZM7 155V152L5 151V152H3V154L2 155H5V154ZM46 153H48V155L50 154V156H46L47 154ZM55 153V155L59 158H56V159H58V160H55V158H54V156L55 155H53ZM71 153V154H70ZM93 153V154H92ZM107 153H109L108 155H107ZM113 154V156H112V154ZM157 153V154H156ZM174 153H175V155H174ZM192 154L191 156H190V154ZM1 154V153H0ZM14 154V155H13ZM17 154V155H16ZM26 154V155H25ZM58 154V155H57ZM64 154H66L67 156H66V158L64 157ZM79 154H81V152L79 153ZM83 154V155H84ZM89 154H88V156H89ZM94 154H95V156H94ZM115 154V155H114ZM116 154L118 155L116 158L114 157V156H116ZM121 154L124 156H121ZM145 154V155H144ZM162 154V155H161ZM170 154V155H169ZM1 155V156H2ZM29 155L31 156V158L29 157ZM34 155V156H33ZM41 155H43V158L42 159H44V157L46 158V160L45 161H43L42 159H40L41 158ZM77 155V154H76ZM82 155V156H83ZM112 156L111 158H112V160L110 161V160H108L110 157H108V156ZM143 156V158L142 157H140V156ZM147 155H148V157L149 158H151L152 160H153V162H155V163H153V162H151L152 160H150L149 158L147 159ZM165 155L168 157V159H167V157H165ZM38 158H37V157ZM55 156V157H56ZM78 156V155H77ZM164 156V157H163ZM193 156V157H192ZM4 157V156H3ZM14 157V158H15ZM24 157H25V159L27 158H30V162H31V160L33 161V159H35L34 161H36V162H31V163H29V160H25L24 159ZM47 157L49 158V157H53V160L51 159V161L49 160V159H47ZM128 157V158H127ZM145 157V158H144ZM162 157H163V159L164 158H166L167 160H166V162L167 163H165L166 165H164V166H162V164H160V163H162V162H164L165 161V159L163 160L162 159ZM2 158V157H1ZM4 158H6V157H4ZM3 158V159H4ZM14 158H10V160L11 159H14ZM79 158V159H78ZM105 159V160H102V162H103V164H102V162H101V160L100 159ZM110 158V159H111ZM125 158V159H124ZM132 158H134L135 160H133L134 162H138L139 161V159L142 161V162H136V163H132L133 161H132ZM7 159H9L8 158V156H7ZM115 159H117L118 161H115ZM126 161V162H124V164L125 163H129V165H127L128 167H130V165H132V166H134L133 167V169L135 168V170L133 171V170H131L132 168H129L130 169V171H129V173H127V169H128V167H126V166H124L123 165V161L124 160ZM145 161V159H147V160H150V161H147V163H146V161H145V163H143L144 161ZM6 160V159H5ZM5 160H3V161H5ZM9 160V161H10ZM40 160V161H39ZM65 160V163L63 162ZM77 160H79V161H77ZM99 162H98V161ZM106 160H108V162H106ZM121 160H123L122 162H121ZM128 160H130L131 162H128ZM163 160V161H162ZM8 161V162H9ZM19 161H21V162H19ZM41 161H43V163L42 164H40L41 163ZM46 161H50L49 163H50V165H48V162L46 163ZM54 161V162H53ZM59 161H62V162H60V163H62V164H58V167H59V165L61 166V167H59V168H57V162L59 163ZM79 164H77L76 162ZM84 161V162H83ZM96 161H97V168H96ZM105 161V162H104ZM110 161V162H109ZM162 161V162H161ZM5 162H7V161H5ZM40 162V163H39ZM70 164H69V163ZM73 162H74V165H73ZM86 162V163H85ZM90 162V164H88ZM94 162V163H93ZM115 162H117V166L118 167H121L120 168V170H118L119 168L117 167V166H115ZM148 162H150L149 163V165H148ZM37 163H39V164H37ZM53 163V164H52ZM80 163H82V166H80L81 164ZM86 165V164H88V165H90L91 166V163H92V167H87V166H85L84 164ZM107 165H106V164ZM120 163V165L122 164L125 168V170L123 171V166L121 165V166H119L118 164ZM131 163V164H130ZM153 163V164H152ZM32 164H33V167H34V164H36L35 165V167L37 168L38 166H39V168H37V169H34L33 167H32ZM44 164H46V165H44ZM66 164L67 165H69V166H66ZM76 164H77V166H76ZM95 164V165H94ZM134 164V165H133ZM142 164V165H141ZM148 167V166H152V167H155V168H157V170H159L158 172H156L158 175H155V176H157L156 177V179H154L155 178V176L152 174V171H153V169L151 170V171H149V168H147L145 165ZM155 164V165H154ZM170 164V165H169ZM41 165H43V166H41ZM48 165V166H47ZM56 165V169H58V171L56 170V169H54V166ZM65 165V166H64ZM72 165V166H71ZM135 165H136V167H135ZM138 165H139V167H140V165H141V167L143 168V167H146L145 169L147 170H145V169H143V173L142 174H139L138 173V170H136L137 169V167H138ZM162 167H161V166ZM167 165H169L170 167H168ZM172 165V166H171ZM47 166V168L50 170L51 168H52V166H53V170L51 169L50 171H46L47 169L45 168ZM78 166H80V167H78ZM87 167L88 169H89V171H87V172H85L84 174L82 173V171L84 170V171H86V170H88V169H84L85 167ZM101 166V169L100 168H98V167H100ZM131 166V167H132ZM234 166H237V167H239L240 168V170H239V172H236L235 170L233 171V169L232 168H234ZM27 167V168H26ZM138 167V168H139ZM163 167H166V168H163ZM181 167H183V168H181ZM199 167H201V168H199ZM21 168V169H22ZM30 168V169H29ZM31 168H32V170H31ZM76 171H74L73 169ZM77 168V169H76ZM81 168H82V171H81ZM92 168V169H91ZM94 168H96L95 169V173H94ZM127 168V169H126ZM141 168V169H142ZM154 168V170L155 171H157L156 169ZM167 168H169V170L167 169ZM197 168H198V170H197ZM203 168V173H201V174H198L197 172H200L199 171V169H202ZM70 171L71 169L73 170V172L75 173H73V172H69L68 170ZM100 171H98V170ZM151 169V168H150ZM163 169H165V170H168L169 172L171 171V175L173 176L174 174V179H173V177H172V179L175 181L176 179V177H179V178H181V174H180V172L181 171H183V174H184V176H186L185 178H187V180H189L190 179V181H191V179H192V181H191V183L193 184V186L195 185V183H197V186L198 187H200L199 185L201 184V187L200 188H198V190L197 191H195L194 189H192V190H194L195 191V193L196 192H198V193H200V197H199V199H198V197L197 196H199L198 195V193H196V194H194V193H192V195L190 196V197H192V196H194V195H196L195 197H196V199H195V197H193L194 198V200L192 201H189L190 200V198H189V200L188 201H185V200H187L186 199V197H187V195L185 194V193H188V192H192V191H188V190H186L185 191V189H183V191H185V193H183V194H181V198H180V194L179 193H176V196L178 195V197L177 198H175V196H174V192H178L179 191V189H180V186H181V183L183 182V184H186V179L185 178H183L184 176H183V174H182V178L183 179H179L178 178V181L176 180L175 182H177L179 185H177V183L176 184H173L171 181H173L172 179H171V181H170V183H169V177H165L166 176V173L168 172H165V170H163ZM236 169V168H235ZM45 170V171H44ZM54 170H56V171H54ZM66 170L68 171V172H66ZM93 172H92V171ZM96 170H97V172H96ZM122 170V171H121ZM145 170V171H144ZM163 170V171H162ZM180 170V171H179ZM196 170H197V172H196ZM28 171H31L30 173L28 172ZM78 171H81V173L80 172H78ZM103 171V170H102ZM120 171V172H119ZM133 171V172H132ZM136 171V173H134ZM201 171V172H202ZM237 171H238V168H237ZM27 172V173H26ZM55 172V173H54ZM99 172V173H98ZM116 172H117V174H119L118 176H117V174H116ZM154 172V171H153ZM161 172H163L162 174H164V177L162 176H160V174H161ZM165 172V173H164ZM169 172H168V176H170L169 175ZM30 175H29V174ZM69 173L71 174V173H73V177H72V175L70 176L69 175ZM78 173H80L79 174V176H81L82 174H83V176H81V177H79L78 176ZM133 173V175L132 176H130L131 174ZM174 173V174H173ZM186 173V174H185ZM29 176H28V175ZM77 174V176L80 178L79 180H77V179H75L77 176H75ZM107 174H106V176H107ZM129 174V175H128ZM146 174V173H145ZM150 174H151V176H150ZM155 174V173H154ZM24 175H22V176H24ZM33 175H34V173H33ZM32 175V176H33ZM69 175V176H68ZM90 175H88V177L90 176ZM178 175V176H177ZM28 176V177H27ZM63 176H65V177H63ZM75 176V177H74ZM130 176V177H129ZM159 176H160V182H156L158 179L157 178H159ZM188 176V177H187ZM27 177V178H26ZM72 177V178H71ZM77 177V178H78ZM86 177H87V175H86ZM86 177H85V183H82L83 185H81V182H80V184H78V183H76V184H78V186L79 185H81V186H84V184H87V185H89L88 183H86L87 181V179H86ZM128 177L131 179L132 178V180H131V182L129 183V179H128ZM150 177H151V180L150 181H148L149 179H150ZM64 178V180H62ZM66 178V179H65ZM112 178H113V175H112ZM126 178V179H125ZM153 178V179H152ZM162 178H163V180L164 181H162ZM170 178H171V176H170ZM189 178V179H188ZM57 179H58V181H57ZM124 179V180H123ZM193 179H196V180H194V181H198V182H193ZM77 180V181H76ZM97 181H99L98 179H96ZM129 180V181H128ZM153 180V181H152ZM154 180H155V184H154ZM182 180H184V181H182ZM92 181L93 180H91V182H90V185H93L94 184V181H93V183H92ZM101 181V180H100ZM120 181V182H121ZM182 181V182H181ZM189 181V182H190ZM111 184H110V183ZM134 182V183H133ZM139 182H136V184L137 183H139ZM180 182V183H179ZM27 183V182H26ZM71 183V184H70ZM92 183V184H91ZM113 183V184H112ZM159 183V184H158ZM123 184V185H124ZM129 184V185H128ZM135 184V185H136ZM171 186H170V185ZM173 184V185H172ZM69 185V186H68ZM87 185L85 186L86 188H87ZM90 185L88 186V187H90ZM139 185V184H138ZM144 185V186H143ZM154 185V186H153ZM175 185V186H174ZM264 185V184H263ZM44 186V187H43ZM48 186V187H47ZM66 186H68V187H66ZM71 186V187H70ZM94 186V185H93ZM93 186H91V190H93L92 188H94ZM120 186V185H119ZM118 186V187H119ZM127 186V187H126ZM129 186V187H128ZM170 186V187H169ZM176 187L177 188V186H179L178 187V189H176V188H174V187ZM197 186H196V188H197ZM63 187V188H62ZM72 188L73 187V189L71 190L70 188ZM80 187V186H79ZM85 187L83 188V187H81V189L79 188L78 189V187H77V185H76V188H77V190H76V192H78V190L81 192V190L82 189H85ZM114 187L117 189H114ZM135 187H137V186H134V188ZM145 187V188H146ZM173 189H172V188ZM182 187V186H181ZM195 187V186H194ZM259 187V189H257V187H256V190L258 191V192H260V190H261V186H258ZM44 188V189H43ZM48 188V189H47ZM50 188H52V189H50ZM114 190H113V189ZM262 188H264V187H262ZM36 189H37V191H36ZM47 191H46V190ZM54 189V190H53ZM65 191H64V190ZM69 189V190H68ZM95 189V188H94ZM112 189V190H111ZM140 189V188H139ZM165 189V190H164ZM230 189H231V191H230ZM41 190V191H40ZM75 190V189H74ZM103 190V191H104ZM116 190V191H115ZM171 190H172V192H171ZM175 190V191H174ZM177 190V191H176ZM190 190H191V188H190ZM70 191H72V193H70ZM84 191H86V190H84ZM113 191V192H112ZM134 191H132V193L134 192ZM138 191V192H137ZM152 191H156V192H154L155 194H157L158 193V191L155 189V190H152ZM174 191V192H173ZM182 191V192H183ZM254 191H255V189H254ZM264 191V190H263ZM75 193L76 195H80V194H82L83 195V193ZM83 192V191H82ZM87 193H85L86 194V197H85V195L83 196V200H85V201H82L81 202V200H82V197H79V198H81L80 199V201H73V199L75 198V197H77L75 194V196L74 197H72L73 199H71V202H70V198H71V196L69 195V197L67 198V197H65V198H67V199H65V200H67L68 201V199H69V201L67 202V201H65V203L67 204H64L66 207L68 206L69 208H64L63 207V209H64V211H62L61 212V210H60V212L58 211V209H56L57 207H52L51 209H50V212L48 213V215L50 216H47V215H45V214H40V215H42V216H44V217H49V219L51 218V220L54 218L53 217V215L55 214V219H57V217L56 216H62L61 218H62V222H66V223H64V226H67V227H65V228H67L68 229V225L70 224V221H72L74 218H72L71 216H73V215H75L74 214V212H73V209H74V211H75V213H76V216H73V217H75V219L76 218H78V215H77V207H80V209L78 208V211L80 212H86L85 210H87V209H85V207L86 206H88V204L89 203H92V202H89V201H91V200H87L88 199V197H92L91 199L93 200H95V199H97L96 201H98V198L97 197H95V198H93V193L95 192V191H92V192H90V191H86ZM88 192H90V194H88ZM115 192V193H114ZM119 192V191H118ZM172 194H171V193ZM250 192H252V193H250ZM261 192H262V190H261ZM111 193H112V195H111ZM117 193V194H116ZM131 193V194H132ZM201 193H202V195H201ZM254 193V194H253ZM47 194V195H46ZM88 194V195H87ZM92 194V195H91ZM119 194V195H118ZM170 194V195H169ZM261 194V193H260ZM260 194H258L259 196H260ZM30 195V197H32V196H34V195H32L31 196ZM61 195V196H60ZM90 195V196H89ZM152 195H153V198H154V196H157V197H155L154 198V200H152ZM171 195H173L174 197H172ZM186 196L185 197V199H182V197L183 196ZM227 195H231L230 197L229 196H227ZM257 195V194H256ZM263 195H264V193H263ZM36 196H34V197H36ZM49 196V197H48ZM81 196V195H80ZM95 196H96V192H95ZM172 197V200H170V199H167L168 197ZM189 196V195H188ZM226 198H228V200L231 198V200H229V203L228 202H226V200H225V197ZM251 196H253V197H251ZM262 196V195H261ZM34 197H32L33 199H31V200H35L36 198H34ZM46 197H48L50 200H52V201H49L48 202V200H47V198ZM58 197H61V198H58ZM77 197V198H78ZM218 197V198H217ZM43 198H45V199H43ZM58 200H57V199ZM89 198V199H90ZM108 198H110V197H108L107 196V199ZM146 198V199H147ZM254 198V201L252 200ZM39 199L37 200H35V201H39ZM41 199H43V200H41ZM64 199V198H63ZM76 199V198H75ZM144 199V200H143ZM173 199H174V201L175 202H177L178 203V205L180 204L181 206H176L175 207V210H176V208H177V210L176 211H174V208H173V205H177V203H175V202H173ZM192 199V198H191ZM218 201H217V200ZM251 199V200H250ZM16 201H21L19 198L18 199H15ZM112 200V199H111ZM110 200V201H111ZM114 200V201H115ZM125 200V199H124ZM164 200V201H163ZM167 200V201H166ZM170 200V201H169ZM201 200V201H200ZM225 200V201H224ZM227 200V201H228ZM63 201V200H62ZM89 203H88V202ZM99 201H100V199H99ZM108 201H109V199H108ZM113 201V200H112ZM118 201H119V199H118ZM149 201H152V204H151V206L152 205H154V206H156L157 207V210L159 209V211H160V214H157V212L155 213V209H156V207H155V209L153 208V206L152 207H148V206H150L149 205ZM171 202L172 204V207H170V208H172V211H170L171 209L170 208H168L169 206H170V203L169 202ZM183 201L184 202H188L187 204H181V203H183ZM216 201V202H215ZM251 201H252V203H251ZM258 201V202H259ZM70 202V204H68ZM83 202H85L84 204H82ZM126 202V203H125ZM127 202H129V203H127ZM164 202H166V204L164 203ZM167 202H168V204H167ZM214 202V203H213ZM48 203H49V205H48ZM77 203V204H76ZM120 203V202H119ZM120 203V204H121ZM137 203V204H136ZM142 203H144V204H142ZM175 203V204H174ZM194 203H193V205H194ZM72 204V205H71ZM81 204V206L83 207H81V206H79ZM163 204H165L164 205V208H162V209H160V207H161V205L163 206ZM218 204H220V205H218ZM261 204V205H260ZM62 205V204H61ZM63 205V206H64ZM74 205H78V206H74ZM86 205V206H85ZM125 205V206H124ZM144 205H145V207H144ZM192 205V206H193ZM216 207H215V206ZM223 205H224V207H223ZM228 205V206H227ZM229 205H230V207H229ZM258 205V206H257ZM259 205H260V207H259ZM85 206V207H84ZM147 206V207H146ZM222 206V207H221ZM263 207V210H262V207ZM75 207V208H74ZM124 207V208H123ZM128 207V210L126 209V208ZM198 207H196V208H198ZM213 207H215L214 209H213ZM223 208V209H221V208ZM227 207H229L230 208V211L227 209ZM238 207V206H237ZM257 207H259V209L261 208V210H259L260 212H257V210L258 209H256ZM54 208V209H53ZM130 208V209H129ZM135 208V209H134ZM144 208V209H143ZM148 208H150V209H148ZM153 208V209H152ZM183 209H185L184 207H182ZM189 208H186L188 211H190V209ZM195 208V209H196ZM217 208V209H216ZM252 208H251V210H252ZM34 209V208H33ZM36 209V208H35ZM62 209V208H61ZM76 209V210H75ZM81 209H83V210H81ZM150 210L151 211V209L152 210H154V211H151V212H154L155 214H157V215H161V216H163L162 218H158V216H156V215H154V218H156V219H152V223H156V224H159V225H156V226H159V227H155L154 225H152V223L151 222H149L152 226L150 227V224H148V225H146V224H144L145 226H143V224L142 223H144V222H141V220L142 219H144V217L146 218V220H143V221H145V223L147 222L148 223V221H147V216L146 215H149L148 216V219H149V221H151V218H150V216L152 217V214L150 213V214H148V212H150V211H148V210ZM233 211H235V212H233L232 213V215H231V213L230 212H232V210ZM235 209V210H234ZM65 210H66V212H67V210L69 211V212H65ZM72 210V211H71ZM127 210V211H126ZM197 210V209H196ZM215 212H214V211ZM219 210V211H218ZM224 210H226V212H224ZM256 210V211H255ZM37 211V210H36ZM57 213V212H59L60 214H56L55 212ZM131 211H133L131 214L132 215H134L133 216V218L135 217V216H137V217H135L134 219H132V215L130 216L131 217V220H130V217H129V215H130V212ZM185 211L186 210H184V214H185ZM216 211H217V213H216ZM73 212V214H71ZM175 212V213H174ZM35 213H37V212H35ZM62 213V214H61ZM64 213V214H63ZM136 213V214H135ZM146 213V214H145ZM153 213V214H154ZM223 213V214H222ZM34 214V213H33ZM38 214V213H37ZM87 214V213H86ZM86 214L85 215H82V216H86ZM180 214V215H179ZM234 214V215H233ZM257 214V215H256ZM264 214V213H263ZM64 215V216H63ZM69 215V216H68ZM188 215V214H187ZM214 216V217H211V216ZM216 215V216H215ZM222 215V216H221ZM226 215V216H225ZM67 216H68V218H67ZM82 216H81V219H82ZM142 216V217H141ZM185 216V215H184ZM228 216V217H227ZM65 217V218H64ZM88 217V214H87V216L86 217H83V219L85 218H87ZM141 217V218H140ZM177 217H175V222H176V224H180L182 221H183V219L185 218H183V216H182V220H180V222L178 221L179 219H177ZM203 217V218H202ZM219 219H218V218ZM223 217V218H222ZM153 218V217H152ZM179 218V217H178ZM262 218H264V216L262 217ZM262 218H260L259 217V220H261ZM66 219V221H64ZM71 219V220H70ZM75 219H74V221H75ZM160 219V220H159ZM180 219H181V216H180ZM223 219V220H222ZM237 219H238V216H237ZM51 220H47L48 221V223H47V221H42V223L43 224H41L42 226H47V227H50V225H54V220H53V222L51 221ZM164 220V219H163ZM174 220V219H173ZM177 220V221H176ZM192 220H190V221H192ZM211 220V221H210ZM258 219H257V228H256V230H255V232L253 233V234H251L250 236H248V238H247V240L245 241V243L246 242H248V241H251V240H255L256 239V237H257V235H258V233H259V230H260V228H259V225H260V221H259ZM263 221H264V219H262ZM262 220H261V222H262ZM67 221H68V225H67ZM73 221V223H75ZM116 221H118V222H120V223H117V225L118 224H123L120 220H116ZM162 221V220H161ZM186 222H184V223H186V224H184V223H181V224H184V225H186L187 226V224L189 223V222H187V219L185 220ZM200 221V222H199ZM204 221H206V222H204ZM52 222V223H51ZM114 222H115V220H114ZM113 222V223H114ZM140 222H141V224H140ZM164 223H163V225L165 224V221H163ZM172 222V221H171ZM171 222L170 223H166V225H169V224H171ZM174 222V221H173ZM216 222V221H215ZM47 223V224H46ZM51 223V224H50ZM73 223H71V225H73ZM209 223V225H211ZM218 223H215L216 225L215 226H213L214 228L215 227H217V225H218ZM66 224V225H65ZM115 224V223H114ZM128 224V225H127ZM174 225L173 226H175V223H173ZM181 224H180V226H181ZM191 224H192V222H191ZM199 224H197V222L195 223V226L196 227H198V225ZM207 224V223H206ZM205 224V225H206ZM52 225V226H53ZM55 225H57L56 224V220H55ZM70 225V226H71ZM162 225V226H163ZM166 225H165V227H166ZM183 225V226H184ZM194 224H192V226H193ZM199 225V226H200ZM209 225H206L205 227H203V228H200V230H204V232H205V230H206V232H205V234H209V233H211V232H209L208 233V231H210V230H208V229H206L207 228V226H209ZM63 226V225H62ZM69 226V227H70ZM74 226V225H73ZM173 227L172 225H169L168 227ZM177 226V225H176ZM175 226V227H176ZM180 226L178 225L176 228L178 229H174V232L172 231L173 230V228L171 229V227L170 228H168V229H171L170 231H172L171 233H176V231H179V228H180ZM188 226H190V224L188 225ZM187 226V230H189L188 227ZM219 226H222V225H218V227ZM72 227V226H71ZM70 227V229H72ZM179 227V228H178ZM185 227V226H184ZM183 227V228H184ZM191 227V226H190ZM217 227V228H218ZM139 228V229H138ZM147 228V227H146ZM164 228V227H163ZM182 228V227H181ZM192 228H194V230H196V229H199V227L198 228H196L195 229V227H191V230H192ZM205 228V229H204ZM220 228V227H219ZM218 228V229H219ZM70 229H69V231H70ZM166 230H167V228H165ZM165 229H163L162 231V234H165L167 231H165ZM223 229V228H222ZM124 230V229H123ZM134 230H133V232H134ZM146 230H150V229H146ZM154 230V231H153ZM184 230H185V228H184ZM214 230V229H213ZM220 230V229H219ZM68 230H66V233L68 234V239L67 240H61L60 242H62V243H60V247L61 246H64L65 244L64 243H66L65 241H70V239H71V237L69 238V233L70 232H67ZM120 231V236H122L123 234H125L124 232H123V234L121 235V231L122 230H119ZM119 231L117 232V233H119ZM128 231H129V229H128ZM128 231H126V233H129ZM158 231V230H157ZM186 231V230H185ZM193 231V230H192ZM222 231V230H221ZM137 232V231H136ZM160 232H161V230H160ZM165 232V233H164ZM169 232V231H168ZM203 232V233H204ZM230 233H231V230L229 231ZM71 235L74 237V235H73V232L71 231ZM131 233H132V231H131ZM140 233V232H139ZM142 234H144L145 232L143 231V232H141ZM141 233H140V235H141ZM152 233V234H151ZM155 233V232H154ZM159 232H156V234H158ZM170 233V232H169ZM170 233V234H171ZM178 233H180V232H178ZM177 233V236H179V234ZM66 234V235H67ZM130 234V233H129ZM146 234H144V235H146ZM152 236H151V235ZM161 234V235H162ZM168 233H166L165 234V238H167L166 236H170V234H168ZM78 235V234H77ZM79 235H80V238H81V233H79ZM78 235V236H79ZM117 235V234H116ZM116 235H114V236H116ZM132 235L133 234H131V237H132ZM159 235V234H158ZM160 235V236H161ZM173 235V237L171 236V237H168V241H173V240H175V239H173L172 240V238H174V236L175 237H177L176 235H174V234H172ZM78 236L76 237H74V240H72L73 242L76 240L77 241V239L76 238H78ZM117 236H119V234L117 235ZM117 236H116V239H117ZM134 236V235H133ZM135 236H137V234L135 235ZM139 236V235H138ZM143 236V235H142ZM160 236H158L157 237V235L155 236L156 238H159L158 239V241L159 242H161L160 241V238L162 237H160ZM227 236H229V234L227 235ZM226 236V237H227ZM113 237V236H112ZM128 237V239H129V237H130V235L128 236H126V238ZM145 237V236H144ZM144 237H141L142 238V240H143V238ZM163 237V239H165ZM114 238V237H113ZM120 238V237H119ZM134 237H132V242H133V239ZM138 238V237H137ZM156 238H155V240H156ZM171 238V240H169ZM64 239H66V237L64 238ZM73 239V238H72ZM115 239V240H116ZM146 239V241H150V240H148L146 237L144 238V240ZM163 239H161V240H163ZM178 239H179V237H178ZM114 240V239H113ZM115 240H114V242H115ZM137 240V239H136ZM139 240H140V238H139ZM141 240V241H142ZM154 240V239H153ZM152 240V241H153ZM154 240V241H155ZM181 239H179V241H180ZM74 242V244H72L71 245V247H70V245H69V243H68V245H69V247L70 248H75V247H73V246H75L76 244H77V242H79V241H81L82 242V240L80 239L79 241H77V242ZM110 241H112V240H110ZM117 241V240H116ZM120 240L118 239V242H119ZM129 241V240H128ZM145 241V242H146ZM151 241V243L153 244V242ZM168 241H166V239H165V242H163V245H165L164 243H166V244H168L169 245V243H167ZM178 240H177V242L176 241H174L175 242V244L176 245H178V243H179V245L178 246H176V247H179L182 243H180ZM225 241V240H224ZM71 242V241H70ZM80 242V244L82 245V246H87L86 244L87 243H85V241H83L84 243L82 244ZM88 242V241H87ZM144 241H142L141 243H143ZM157 242V241H156ZM162 242H161V245H162ZM226 242V241H225ZM92 242H90L89 241V245L91 244ZM113 243V242H112ZM140 243V242H139ZM151 243H147L148 245H150ZM63 244V245H62ZM79 244V243H78ZM76 245V246H78L79 248L81 247V250H82V246H80V244L79 245ZM96 245V246H94V245ZM114 244V243H113ZM118 244V243H117ZM133 244H135V241H134V243H132V245ZM136 244H138V243H136ZM146 244V245H147ZM152 244H151V246H152ZM87 246V248L88 247H90V246ZM98 245V246H97ZM109 246H110V248L112 247L110 244H108ZM119 245H121V243L119 242ZM118 245V246H119ZM138 245H140V244H138ZM137 245V249L138 248H140L139 246ZM142 245V244H141ZM147 245V246H148ZM153 245H155V243L153 244ZM156 245H157V243H156ZM159 245V244H158ZM168 245H165L166 247L168 246ZM218 245V244H217ZM115 246V245H114ZM131 246V245H130ZM129 246V247H130ZM134 246V245H133ZM136 246V245H135ZM134 246V247H135ZM144 246H145V243H144ZM146 246V247H147ZM171 246H173V245H170V246H168L167 248H165V247H163L162 246V248H161V246L159 247V250L158 249H155V251H157L158 253L157 254H159L160 253V250H162V249H164V251H165V249L168 251L169 249H171V252L173 253L174 251H176L175 249H177V251H180L181 249H179V248H176V247H174V249H173V247H171ZM184 246V245H183ZM64 247H66V248H68L67 247V244H66V246H64ZM64 247L62 248V249H64ZM84 247V248H85ZM94 248L95 250H96V254H97V252H98V250L100 251V249H101V247L103 248V250H104V247L103 246H101V245H99V244H97V243H95V242H93L92 243V245H91V247L90 248ZM132 247V246H131ZM145 247V248H146ZM170 247V248H169ZM92 248V249H93ZM113 248V247H112ZM120 248H123V247H120ZM119 248V249H120ZM133 248V247H132ZM142 248V247H141ZM140 248V249H141ZM145 248L143 249V253H145L144 252V250H145ZM153 249L155 248L154 246L152 247ZM158 248V247H157ZM181 248H182V246H181ZM61 249V250H62ZM105 249H107V248H105ZM118 249V250H119ZM139 249V250H140ZM147 249H149V248H146V251H147ZM151 249V248H150ZM182 249H184V248H182ZM199 249V248H198ZM65 250V249H64ZM63 250V251H64ZM70 250V249H69ZM75 250V249H74ZM103 250H101V251H103ZM114 251L115 250H117V249H115V247H114V249H113ZM135 250V249H134ZM142 250V249H141ZM66 251V250H65ZM72 251H73V249H72ZM72 251H70V252H72ZM83 251H84V249L82 250V252H79V253H83ZM133 251V250H132ZM136 252L138 251V250H135ZM134 251V252H135ZM163 250H162V252H164ZM182 251V250H181ZM199 251V250H198ZM197 251V252H198ZM229 251V250H228ZM257 251H260V250H256V252ZM69 252V253H70ZM74 252H76V251H74ZM85 252H87V251H84V253ZM106 252H107V250H106ZM138 252H140L139 254H138ZM137 252V254L136 255H139L140 256V254L142 253L141 251H138ZM161 252V253H162ZM191 252H193V251H191ZM235 254L237 253V252H235V251H233ZM233 252H232V254H233ZM255 251H253V253H254ZM261 252V251H260ZM68 253V254H69ZM73 253V252H72ZM72 253H70V254H72ZM78 253V252H77ZM74 254V256H76V255H78V254ZM93 253H94V251H93ZM94 253V254H95ZM100 252H98V254H99ZM142 253V254H143ZM169 253H170V250H169V252H166L165 251V253H162V254H160L159 256L160 257H163L164 255L166 256V254H167V256L169 255ZM178 253L179 252H177V254L176 255H174V253H173V255L174 256H172V254L170 253V258L171 257H174V258H177V257H175V256H180L181 255V253H183V252H180V254L178 255ZM66 254V253H65ZM68 254H67V256H64V257H68L69 258V256H71V255H69L68 256ZM86 254V253H85ZM87 254H88V252H87ZM95 254V255H96ZM97 254V255H98ZM164 254V255H163ZM192 254H194V253H192ZM198 255H199V253H197ZM197 254H195L196 256H197ZM226 254H227V249H226ZM235 254H233V255H235ZM101 254H99V256H100ZM144 255V254H143ZM143 255H141V256H143ZM156 255V254H155ZM163 255V256H162ZM194 255V256H195ZM251 255H252V253H251ZM251 255H250V257H249V259L250 260H252V257H251ZM259 255H261V254H259ZM50 256L51 255H49L48 256V254L47 255H45L44 254V256H43V260L46 258V260H47V257H48V261H49V258H50ZM53 256H55V255H52L51 257L53 258ZM84 256H86V255H84ZM159 256H157L156 255V259L157 258H159ZM185 256V255H184ZM190 256H192V255H189V257ZM193 256V257H194ZM214 256H216V255H214ZM214 256H211V257H209L210 259L213 257L214 258ZM253 256V255H252ZM258 256V255H257ZM73 257V256H72ZM72 257H70V258H72ZM131 257V256H130ZM144 257H145V255H144ZM143 257V258H144ZM198 257V256H197ZM52 258H50V260L52 261ZM63 258V257H62ZM101 258V257H100ZM117 259H118V257H116ZM134 258V257H133ZM142 258V259H143ZM154 258V261H156V259ZM166 259H168V260H172V261H178V259H174V258H172V259H169V256L168 257H165ZM165 258H164V260H165ZM182 258V259H181ZM181 258H179V259H181V260H179L178 262H180L179 264H183V263H185V262H183V261H185L186 259L183 257V254H182V257ZM183 258H184V260H183ZM212 258V259H213ZM216 258V257H215ZM214 258V259H215ZM254 258V257H253ZM255 258H257L259 261H261L260 260V258H263V257H256V253H255ZM254 258V259H255ZM54 259V258H53ZM102 260V262H104L103 261V259H104V257H102L101 258ZM128 259H129V257H128ZM137 259L138 260H136V261H139L140 260V257H137ZM189 259V258H188ZM209 259V260H210ZM213 259V260H214ZM257 259H256V261H257ZM264 259V258H263ZM41 260V259H40ZM46 260H44L43 262L44 263H46L47 264V261ZM115 260V259H114ZM132 260V259H131ZM163 260V258H159V260H157L156 262H154V264L155 263H157V264H159V262H161V264H162V262L164 263V260ZM190 260V259H189ZM192 260V259H191ZM51 261H49L48 262V264L49 263H52V262H55V259L51 262ZM116 261H119V260H116ZM115 261V262H116ZM172 261L170 262V261H168V263L167 264H172ZM177 261H176V263L175 264H177ZM194 261V260H193ZM254 261V260H253ZM253 261H251V264H254L253 263ZM259 261H257V263L259 262ZM40 262H42V261H40ZM42 262V264H44ZM207 263H208V260L206 261ZM117 263V262H116ZM141 263H143V262H141ZM153 263V262H152ZM166 263V262H165ZM164 263V264H165ZM173 263V264H174ZM203 263V262H202ZM206 263V264H207ZM256 263V262H255ZM113 264V263H112ZM115 264V263H114ZM117 264H119V263H117ZM193 264H194V262H193ZM196 264V263H195ZM197 264H199V263H197ZM205 264V263H204ZM209 264H212V260H210L209 261Z\"/></svg>","mask_w":264,"mask_h":264},{"label":"bare ground","instance_id":"2","mask_svg":"<svg viewBox=\"0 0 264 264\" xmlns=\"http://www.w3.org/2000/svg\"><path fill=\"white\" fill-rule=\"evenodd\" d=\"M2 1H3V0H1V2H2ZM11 1H12L13 4H15L14 6H13V4L11 5V6L14 7V8L17 7L16 5H20V4L22 3V1H23L22 4H26V3H25V2H26L25 0H11ZM11 1H10V2H11ZM41 1H42V0H41ZM47 1H49V0H47ZM47 1H46V0H43V1L40 2V3L46 5V4H48ZM60 1H61V2H59V0L55 1L56 4H57V2H58V6H57V8H56V6H55V9H54V8H52V9H54L55 11L58 9V7H59V9H60L59 3H60V5H61V3L64 2L65 0H60ZM70 1H71V0H70ZM119 1L123 2V1H125V0H123V1H122V0H119ZM136 1H137V2H135V4L138 5V6L136 5V6H137L136 9H138V11H139V10H140L139 7L141 6V4H142L143 1H142V0H141V2H140V0H136ZM144 1H145V0H144ZM151 1H152V0H151ZM194 1H196V0H194ZM197 1H198V0H197ZM1 2H0V3H1ZM4 2H6V1L4 0V1H3V6H2L1 4H0V6L3 7V9H6V12H9V15H10L9 18L11 19L12 15L14 14V12H13V14H12V12H11V11H12V8L10 9L11 11L8 10L9 8H4V6L6 5V3L9 4V0H8V2H6V3H4ZM36 2H37V3H36ZM36 2H34V4L36 3V4H35L36 6H37V4H38V8H37V9H36V7L33 8V11H32V10H29L27 14H29L31 11H32V13H33V12H36V10H37V12H38L37 14H38V15H36V14L34 13V16L36 15V16H35V17H36V20H38L39 23H37V21H36V25H37V24H41V23L44 24V22L48 20V22L50 23V25H49V28H50V26H51L54 22H53V23L50 22L49 19H47V20L45 19V21H44V19H43L42 17H40L39 13L42 12L43 15H41V16L44 17L48 12H51V11H52L51 7H52L53 4H51V7L49 6L50 3H49L48 6H46V7H44V5H43V7H44L43 10L46 12V13H45V12H44L43 10H41V9H40V12H39L38 9L41 8V7H39V6H40V5H39L40 3H39V1H36ZM43 2H44V3H43ZM49 2H50V1H49ZM52 2H53V1H52ZM72 2H73V1H72ZM72 2H71V6H70V4H68L70 9H71V7H72V9H73ZM74 2H75V0H74ZM145 2H146V1H145ZM145 2H143V3L145 4ZM148 2L150 3V0H148ZM152 2H153V1H152ZM152 2H151V3H152ZM155 2H156V1H155ZM16 3H20V4H16ZM28 3H29V2H27V4H28ZM66 3H67V2H66ZM139 3H141V4H139ZM149 3H146V5H147V4L149 5ZM153 3H154V2H153ZM4 4H5V5H4ZM8 4H7V7H9L11 3L9 4V6H8ZM22 4H21L20 6H21V8L23 9V7H25V5H22ZM30 4H32L33 7H34L33 2H32V3L30 2ZM30 4H28V5H29V6H28L29 9L32 8V5H31V7H30ZM42 4H41V5H42ZM133 4H134V2H133ZM135 4H134V6H135ZM158 4H159V2H158ZM131 5H132V4H131ZM139 5H140V6H139ZM11 6H10V7H11ZM22 6H23V7H22ZM63 6H64V4H63ZM132 6H133V5H132ZM134 6L132 7L133 9H132V8H130L131 10L129 9L130 12H132V13L135 12V10H136V9L134 8ZM136 6H135V7H136ZM150 6H152V8H153L154 5H153V4H152V5L150 4L149 7H150ZM156 6H157V5H156ZM1 7H0V8H1ZM5 7H6V6H5ZM49 7H50L51 10L48 11ZM53 7H54V5H53ZM64 7H65V9L68 8V7L66 8V5H65ZM144 7H146V6L142 4L141 8H142L143 10H144ZM14 8H13V9H14ZM26 8H27V6H26ZM26 8H25L24 10H26ZM46 8H48V9H46ZM61 8H63V7H61ZM69 8H68V11L65 10L64 8H63V9H64L65 11L62 10V9H61V10L64 11V13H65L66 11H67V13H68V12H69ZM3 9H2V11L0 10V16H1L2 18H4L5 15H6V17H7V14H5L6 12H5V13L3 12V11H5V10H3ZM18 9H19V8H17V10H18ZM35 9H36V10H35ZM59 9H58V10H59ZM7 10H8V11H7ZM20 10H21V9H20ZM20 10H18V11H20ZM27 10H28V9H27ZM27 10H26V11H27ZM54 10H53V11H54ZM61 10H59V11L62 12ZM107 10H108V9H107ZM132 10H133V11H132ZM13 11H16V10L14 9ZM26 11H25V12H26ZM47 11H48V12H47ZM53 11H52V12H53ZM55 11H54V12H55ZM59 11H58V13H59ZM70 11H71V10H70ZM105 11H106V9H105ZM2 12H3V14H2ZM10 12H11V14H10ZM25 12H24V16L26 15ZM54 12H53V14H54ZM16 13H17V11L15 12L14 16L17 15ZM32 13L30 14L31 16L26 15V16H29V17H25V18H26V21H24V19H23V21H24V25L26 24L25 22H28V21H27V18H28L29 21H30V23L28 22L27 25H29V24L31 25V24L33 23V22H31V19H32V18L35 19V17H32ZM56 13H57V11L55 12V14H56ZM132 13H131V14H132ZM135 13H136V12H135ZM135 13H133V14H135ZM137 13H138V12H137ZM137 13H136V14H137ZM20 14H23V12L21 11ZM40 14H41V13H40ZM55 14H54V15H55ZM71 14H72V12H71ZM107 14H108V13H107ZM2 15H4V16H2ZM49 15H50L51 18H52V13L49 14ZM54 15H53V17H54ZM65 15H67V16H64V15L61 16V14L58 15V16H59V17L61 16V17H60L61 21H59V24H60V26H63V27L61 28V29H63V30H61L60 27H59V29L62 31V33H65V34H66V32H65L66 29H64V28H65L64 25H65L66 23L64 24L63 22H68V21H67V19H66V21H65V20L63 21L64 18H62V17L64 16V17H68V18H70L72 15H69V14H66V13H65ZM110 15H111V14H110ZM145 15H146V14H145ZM17 16H18V17H17ZM17 16L15 17V18H17V19H18V18L21 19V18L24 17L23 15H21V17H20V16H19V13H18ZM37 16H39V17L42 19V21H41L40 18L38 19ZM50 16L47 15V16H45V17H46V18H49ZM56 16H57V14H56ZM56 16H55V17H56ZM58 16H57V17H58ZM114 16H115V15H114ZM114 16H113V17H114ZM132 16H134V15H132ZM141 16H142V14L140 15V13H139L138 19H141ZM6 17H5V18H6ZM45 17H44V18H45ZM57 17H56V19H57ZM111 17H112V16H111ZM134 17H136V16H134ZM15 18L11 19L12 21H9L10 19H9V20L6 19V22H5V20H3V24L1 25L2 27H0V28H1V31H0V32H1V33H3V31L8 32V35L6 34V32L4 33V34H6L7 36H9L11 33H13V31H14V32H17V30L15 29V28H17V27H15V26H17L18 24H20V22L23 23V21H20V19H19L20 22H18V20L15 19ZM51 18H50V19H51ZM116 18H117V17H116ZM142 18H144V17L142 16ZM53 19H54V18H53ZM53 19H52V20H53ZM73 19H74V16H73V18L70 19V20H73ZM120 19H121L120 22H122V19H123V18L120 17ZM135 19L138 20L137 17H136ZM181 19H182V18H181ZM13 20H14L15 22H14ZM16 20H17V21H16ZM39 20L41 21V23H40ZM68 20H69V19H68ZM74 20H75V19H74ZM116 20H117V19H116ZM123 20H124V19H123ZM143 20H145V18H144ZM143 20H141V21H143ZM1 21H2V20L0 19V24L2 23ZM7 21H8L9 23H8ZM54 21H55V20H54ZM76 21H77V20L72 21L73 23H71V25H69V27H68V23L70 24V22H71V21H69V22L66 24L67 29H69L70 27L72 28V26L74 25V23L76 24ZM118 21H119V20H118ZM145 21H146V20H145ZM145 21H144V22H145ZM10 22H11V23L14 22L15 24H14V23L12 24V25H14V26H12V25L10 24ZM16 22H18L17 25H16ZM60 22H62V23H60ZM78 22H79V21H78ZM78 22H77V24H79L78 26H80V23H81V22H80V23H78ZM139 22H140V20L138 21V23H139ZM147 22H148V21H147ZM49 23H48V24H49ZM51 23H52V24H51ZM108 23H109V22H108ZM108 23H106V21H105V22H103V26H101V27H103V31H102L103 34L105 33V35H103V36H107L108 38H107V37H103V39H104V38H107V40L104 39L105 41H103V40H101L102 37H101V38L99 37L100 40L103 41L102 44H100V45H101V48L99 49L100 56H98V58H94L95 61H97L96 64H98L99 69H100V71H101V72H99V73H101L100 76L102 75V76H101L102 79H103V78H104V79L107 78V73H106V69H107V67H108L107 65L112 61V58L114 57V55L112 54V51L114 52L113 47H114L115 44H113V43L117 40V38H116L117 36H114L115 33H114V35H113V33H112L113 30L111 31V29H110L109 27H107V26H108V25H107ZM142 23H143V22H142ZM145 23H146V22H145ZM145 23H143V24H145ZM194 23H195V22H193L192 24H194ZM5 24H8L9 27H10V25H11L12 28H9V27L6 28L7 25H5ZM9 24H10V25H9ZM34 24H35V20H34ZM34 24H33V25H34ZM48 24H47V28H48ZM61 24H62V25H61ZM63 24H64V25H63ZM72 24H73V25H72ZM104 24H106L107 26H105ZM140 24H141V23H140ZM147 24H148V23H147ZM147 24H146V26H145V25H143V26H145L144 28H147V29H148ZM197 24H198V23H197ZM22 25H23V24H22ZM36 25H35V27H34V26H33V27H30V28H33V29L36 28V29H35V30H36V33L39 34V32H38V30H37V28H39V27H40L39 30H42V28H43L44 30H46V29H45V28H46V27H45L46 22H45L44 26L41 24L43 27H42L41 25H39V27H37L38 25H37V26H36ZM194 25H196V24H194ZM3 26H4V27H3ZM25 26H26V25H25ZM54 26H56L55 23H54V25H52L53 28L51 27V30L55 28ZM57 26H59V25H57ZM57 26H56L55 30L53 31V32H55V33H56V32L58 33L57 30H59ZM78 26H77V27H78ZM121 26H124V25H121ZM143 26H142L141 28H140V26L138 27V28L141 30V31H139V30H136L135 28H132L133 30H132L131 28L129 29V28L127 27V25L125 24V27H127L129 30H131V34H132V31L134 32V29H135V33H136V31H139L138 33H140V32L143 31L144 34H146V33L149 34L148 32L151 33V32L154 30V29H152V31H151L150 28H151L152 26H151V27L149 26L148 32L145 33V31H147V29H144V30H145V31H144V30L142 29ZM191 26H192V25H191ZM13 27H15L14 29H15L16 31L13 29ZM19 27H21V24H20ZM26 27L29 28V26H26ZM44 27H45V28H44ZM80 27H81L80 31H82V30H83L82 25H81ZM192 27H193V26H192ZM198 27H200V26H197V27H196L197 29L194 28L196 31H195V33H193V35H195V34H197V33H200V31H201V32L203 31V30L201 29V28H202V27H201V28H199L200 30H199V32H198ZM3 28H4V29L6 28V30H2ZM23 28H24V30H25V27H24V26H23ZM30 28H29V30L31 31ZM49 28H48V29H49ZM71 28H70V29H71ZM73 28H74V26H73ZM122 28H123V27H122ZM138 28H137V29H138ZM8 29H12V32H10V30H8ZM19 29H20V28H19ZM21 29H22V27H21ZM21 29H20V31H18V32L21 33V32L23 31V30H21ZM33 29H32V33L34 32L33 34H34V38H35V30H33ZM56 29H57V30H56ZM70 29H69V31H70L71 33H72V30L74 31V29H75V32H76V30H77L76 28H74V29H72V30H70ZM78 29H79V27H78ZM128 29H126V30H128ZM26 30H27V29H26ZM26 30L24 31V33H21V34H25ZM61 31H60V32H61ZM63 31H64V32H63ZM67 31H68V30H67ZM77 31H79V30H77ZM80 31H79V32H80ZM18 32L15 33V34L13 33L14 35L11 34L12 36L10 35V37H7V36L4 37V35H1V34H0L3 38H7L6 40L4 39L5 41H7V43H5L4 40H3V38L0 36V41L2 40L1 42H3V45H0V50H4V48H8V47H9L7 53H5V52L2 53L3 51H1V52H0V55H1V57L4 55L2 58H6V57L9 58V56H10V58L13 59L15 56H16V57L18 56V53H19L18 51H19L20 48H21V51H20V52L22 53V56H23V58L25 59V61H26V63H27V61H28L30 58L32 59V57H34V56L31 55L30 53L33 54V53L37 50V47H38L39 42L36 43V44H37V47H35L36 49L34 48L33 50H31V48H33V47L36 46V45H32L33 47H32V46H29V48L31 47V48H30L31 51H29V48H28V51H29V52H28V51H27V46H28V44L26 43L27 46L24 47V44H25L24 42H28L29 40H26V41H24V40H25V39H30V38H28V36H29V35H28L29 31H27V34L24 35V36H27V37H25V39L23 38L24 36H23V37H22L21 35H20V36H17V35L20 34V33L18 34ZM51 32H52V31H51ZM53 32H52V33H53ZM70 32H69V33H70ZM143 32L140 33V34H143ZM215 32H216V31H215ZM9 33H10V34H9ZM41 33H42V35L45 34L46 37H48L47 35H50V31H49V33L47 34V30H46V33L43 32V31H42ZM41 33H40V35H41ZM62 33H60V34H62ZM67 33H68V32H67ZM77 33H78V32H77ZM77 33H76V34H77ZM93 33H96V32L93 31ZM135 33H134V34H135ZM152 33H155V32H152ZM152 33H151V35L153 36ZM33 34H31V32H30V35H33ZM38 34H37V35H38ZM60 34H58V35H60ZM79 34H80V33H79ZM79 34H78V35H79ZM134 34L132 35L133 38H134V37H137V36L140 38V37L142 36V35L139 36L138 34H137V36H136V34H135V36H134ZM184 34H186V33H184ZM190 34H191V33L188 32L187 35H186V38H188V37L190 36ZM202 34H203V32H202ZM40 35H38L39 38L42 36V35H41V36H40ZM62 35H63V34H62ZM70 35H71V34H70ZM90 35H91V34H90ZM149 35H150V34H149ZM154 35H156V33H155ZM191 35H192V34H191ZM14 36L17 37L16 40H15V37H14ZM45 36H43V38H41V40L44 39ZM72 36H74V35H72ZM81 36H82V34H81ZM94 36H95V35H94ZM122 36H123V35H122ZM132 36H126V35H125L124 37H127V38H128V37H132ZM143 36H144V35H143ZM143 36H142L141 38H143ZM147 36H148V35H147ZM147 36H144V38H146ZM156 36H158V35H156ZM197 36H199V38L201 39V37H200L199 34H197ZM201 36H202V35H201ZM18 37H21V38L18 39ZM60 37H61V36H60ZM60 37H58V38H60ZM68 37H69V36H68ZM68 37L65 36V37L63 38V36H62L63 40H61V39H62V38H61V39H60L61 41L58 39V41L61 42V43H58V41H57L58 45H59V44H60V45H63L64 43L62 44V42H64V39H65V44H66V43L68 42V41L66 40V38H68ZM76 37H78V36H76ZM79 37H80V35H79ZM79 37H78V38H79ZM82 37H83V36H82ZM114 37H115L116 39H115ZM118 37H119V36H118ZM124 37H121V35H120V39H121V38H124ZM148 37H149V36H148ZM154 37H155V36H154ZM190 37H191V36H190ZM190 37H189V38H190ZM34 38H33V40L37 39V37H36L35 39H34ZM39 38H38V39H39ZM70 38H71V36H70ZM70 38H69V41L71 40ZM72 38H73V37H72ZM94 38H95V37H94ZM99 38H98V39H99ZM113 38H114V39H113ZM158 38H159V37H158ZM160 38H162V36H161ZM194 38H195V36H194ZM196 38H197V37H196ZM196 38H195V40H197ZM8 39H9V41H8ZM21 39H24V40H22V41H24V42H22V43H23L22 45H23L24 48L20 45V44H21ZM79 39H80V41H81L82 38H79ZM79 39H78L77 41H79ZM118 39H119V38H118ZM120 39H119V41H120ZM125 39H126V38H125ZM128 39H130V38H128ZM128 39H127V40H128ZM136 39H137V38H135L134 40H136ZM156 39H157V37H156ZM164 39H165V37L163 38V40H164ZM41 40H39V41H41ZM44 40H45V39H44ZM48 40H50V37H49ZM48 40H47V42H48ZM72 40H73V39H72ZM74 40H75V39H74ZM114 40H115V41H114ZM122 40H123V39H122ZM122 40H121V41H122ZM158 40H159V39H157V41H158ZM167 40H168V42H167ZM169 40H170V39L168 38V39H166V40H164V41L167 42V43H169V46L174 45L173 43H171V40H170V42H169ZM14 41H15V42H14ZM17 41H18V42H17ZM30 41H32V36H31V40H30ZM30 41L28 42L29 44H31ZM80 41H79V42H80ZM112 41H113V42H112ZM119 41H118V44H119ZM121 41H120V42H121ZM124 41H126V40H124ZM128 41H130V40H128ZM128 41H127V42H128ZM131 41H132V38H131ZM131 41H130V42H131ZM142 41H143V40H142ZM142 41L140 40L139 42L141 43ZM144 41H146V40H144ZM198 41H199V40H198ZM202 41H203V40H202ZM206 41H207V39H205V42H206ZM208 41H210L209 38H208ZM13 42H14V43H13ZM34 42H35V41H33L32 44H34ZM43 42H44V43H43L42 45H44V47H42V49H40V50H41V51H44V53H46V55H48V54L50 53V52H49V51H50V49H49L50 47H48V49H49V51H48V50H47V47H46L47 44H45L46 41H43ZM71 42H72V41H71ZM73 42H76V41H73ZM122 42H123V41H122ZM134 42H135V41H132L131 44H133ZM160 42H162V41H160ZM11 43H12V44H11ZM17 43H19V44H17ZM77 43H78V42H77ZM115 43L117 44V41H116ZM124 43H126V42H124ZM137 43H138V42H137ZM140 43H138V44L141 45ZM142 43L145 44L146 42H142ZM170 43H171V44H170ZM201 43L204 44V41L201 42ZM5 44H8V45H5ZM40 44H41V42H40ZM49 44H50V41H49L48 45H49ZM67 44H69V42H68ZM71 44H72V43H71ZM112 44H113V45H112ZM135 44H136V43H135ZM161 44H163V43H161ZM18 45L21 46V47H20V48L17 47ZM120 45H121V43H120ZM120 45H119V47L121 48ZM122 45H123V43H122ZM13 46H14V48H16V50H17L18 53L15 52L16 50H14ZM15 46H16V47H15ZM39 46H40V45H39ZM115 46H116V45H115ZM117 46H118V45H117ZM117 46L114 47V48H119V47H117ZM167 46H168V45H167ZM174 46H175V45H174ZM204 46H205V45H204ZM1 47H2V48H1ZM40 47H41V46H40ZM40 47H39V48H40ZM45 47H46L45 50L48 51V53L45 52V50L43 49V48H45ZM165 47H166V46H165ZM171 47H173V46H171ZM205 47H206V46H205ZM205 47H204V48H205ZM17 48H19V49H17ZM39 48H38V49H39ZM174 48H175V47H174ZM204 48H203V50L206 51L205 49H207V48H205V49H204ZM9 49H10V50H9ZM11 49H13V51H12ZM25 50H26L27 52H26ZM117 50L119 51V49H117ZM10 51H12V54H11ZM115 51H116V49H115ZM25 52L28 53V54H23V53H25ZM38 52H39V50H38ZM38 52H35V53H37V55H38ZM9 53H10V54H9ZM13 53H14V54H13ZM15 53H16V54H15ZM21 53L19 54V56L21 55ZM42 53H43V52H42ZM44 53H43V54H44ZM8 54H9V55H8ZM29 54H30L32 57H30ZM39 54H40V52H39ZM5 55H7V56L5 57ZM14 55H15V56H14ZM25 55L29 56L28 60H27V56L25 57ZM34 55H36V54H34ZM22 56L19 57V60L17 59L18 57H17V58L15 57V58H16V60L19 62V61H20V58H22ZM38 56H39V55H38ZM38 56H35V57H38ZM43 56L45 57V54H44ZM43 56H41V58H42ZM49 56H50V54H49L48 56H46V58H47V61L45 60L46 62L44 61V63H43V61H42V63H43L44 65H43L42 63L40 64V62H36V61H38V60H34V62H36V63H35L36 66L38 65V63L40 64V68H39V70L41 69V67H42V69H43V67H44V70L37 71L36 69H38L39 65H38V67L35 69L34 67H36V66H32V65L30 66V65L28 64V63H30L29 61H28V63H27L28 66H27V64H26V66H27V67H32V68L34 69L33 72L36 71L35 74L39 75V74H38L39 72L42 73V71H44V72L46 71V70H45V69H46V65H45V64H47V62L49 61V59H50ZM139 56L142 57L143 55H142V54H138L137 59L134 58L135 61H137V62L139 61V62H140V60H142L141 57H139ZM1 57H0V58H1ZM39 57H40V56H39ZM48 57H49V59H48ZM221 57H222V56L217 57V59L219 58V61H220V62H221V60L224 62L223 58L221 59ZM2 58H1V59H2ZM7 58H6V60H5V59H4V60H5V61L8 60V63H9V60L12 61L11 59H7ZM142 58H143V57H142ZM1 59H0V66L2 65V66H4V67L2 68V66H1L0 69H2L1 72L3 71L4 73L2 72L3 74H1L0 78H1V77H4V76H5L4 74H6V76H9V77L11 78V76L9 75V72H8V71L11 70L10 72H12V73H11V75H12L13 73L15 74V73L17 72V70L20 69V71H18L17 74H16V75H17V78H16L15 76H13V78L15 77L16 80L18 79V80L20 81L21 76H23V71H24V74H26V73H28V70H30L29 68H27V67L24 66V65H25V64H24V63H25L24 59H21V60H23V62L20 61L19 63H21L20 65H23L26 69H28V70H26V71H27L26 73H25V69H23L24 67H23V66H18L19 63H17L16 60H15V61H16L15 63H17L18 65H17V64L15 65V63H13V64H14V65H13L11 62H10L9 64H8L7 62L4 63ZM58 59H59V58H58ZM114 59H115V57L113 58V60H114ZM215 59H216V57H215ZM220 59H221V60H220ZM125 60H126V59H125ZM1 61H2V63H4V64H2ZM123 61H124V60H123ZM213 61H214V59H213ZM219 61H215L214 63L216 64V62H217V64H218ZM12 62H13V61H12ZM124 62H126V61H124ZM22 63H23V64H22ZM48 63H50V62H48ZM7 64H8V65H7ZM30 64H31V63H30ZM35 64L33 63V65H35ZM141 64H142V63H141ZM5 65H6V66H9V65L11 66V65H12V67H11L12 69L9 68V67L7 68ZM41 65H42V66H41ZM47 65L49 66V64H47ZM135 65H137L136 62H135ZM13 66H17V67H19V68L16 67L17 69L14 70L15 68L13 69ZM132 66L134 67V65H132ZM5 67L8 69V71H6L7 69H6ZM20 67H21V68L23 67V68L21 69ZM143 67L146 69V66L143 65ZM143 67H139V69L141 70ZM48 68H49V67H48ZM53 68H54V67H53ZM136 68H138V66H137ZM147 68H149V66H148ZM9 69H10V70H9ZM134 69H135V68H133V70H134ZM139 69H135V70H134L135 73L143 76L146 72L140 74V73H138V72H141V71H137V70H139ZM149 69H153V68H149ZM4 70H5L6 72H5ZM12 70L15 71V72H13ZM22 70H23V71H22ZM131 70H132V68H131ZM142 70H143V69H142ZM146 70H148V69H146ZM154 70H155V69H154ZM154 70H153V71H154ZM30 71H31V72H30V75H28L30 78H29L28 76H27V77L23 76L24 79L29 78V79L31 80V79L33 78V77L31 78V73H33V72H32V70H30ZM97 71H98V70H97ZM116 71H117V70H116ZM143 71H144V70H143ZM143 71H142V72H143ZM148 71H149V70H148ZM1 72H0V73H1ZM20 72H22V73H20ZM37 72H38V73H37ZM155 72H156V70L154 71V73H155ZM41 73H40V76H41ZM119 73H120V72H119ZM119 73H118V71H117V74H119ZM151 73H152V72H151ZM14 74H13V75H14ZM19 74H22V75L20 76ZM43 74H44V73H43ZM120 74H121V73H120ZM136 74H135V75H136ZM147 74H149V72H148ZM2 75H4V76H2ZM18 75H19V76H18ZM26 75H27V74H26ZM37 75H35V76H37ZM32 76H34V74H32ZM40 76H38L39 79L41 78ZM121 76H122V74H121ZM144 76L147 77V76H150V75H144ZM144 76H143V77H144ZM18 77H19L20 79H19ZM38 77H37V78H38ZM105 77H106V78H105ZM146 77H145L144 80H146ZM153 77H154V74H152V78H153ZM155 77H157V75H155ZM13 78H12V79H13ZM15 78H14V79H15ZM124 78H125V76H124ZM149 78H150V77H147L146 85H147V81H148ZM197 78H198V77H197ZM197 78H196V79H197ZM244 78L247 79V77H243V78L241 79L242 84H243V82L245 83V80H243ZM1 79H3V78H1ZM6 79H7V78H4V80H1V82H4V83H3V86H6V85H5V83H6ZM14 79H13V82L11 81V79H8V80H7V86L5 87V89H4V87L1 85L2 83H0V87H1L0 90L4 89L5 91H2V92H4V93L6 94V95H5V94L3 93L4 95H2V93H0V97H2V96H3V97H4V96L7 97V91H8V93H9L10 96H11V95H14V93H16V90H17L18 87H15V86H14V81H15ZM142 79H143V78H142ZM210 79H212V78L210 77ZM213 79H214V78H213ZM9 80L11 81V83H12L13 86H11V83L9 82ZM30 80H28V83L33 84V81H34V83H36V82H35V80H36L35 77H34L33 81H31L32 83L30 82ZM88 80H89V78H88ZM123 80H124V79H123ZM151 80H154V81H155V80H157V79H155V78L151 79V78H150L149 81H151ZM207 80H208V78H207ZM207 80H206V81H207ZM19 81H17V82H19ZM21 81H22V79H21ZM26 81H27V79H26ZM40 81H41V80H40ZM84 81H85V80H84ZM86 81H87V79H86ZM124 81H125V80H124ZM198 81H199V79H198ZM198 81L196 80V84H195V85H197V82H198ZM206 81H205V82H206ZM210 81H211V80H209V82H208V83H209V84H208L209 87L212 86V85H211L212 83H214V82H212V81H213V80H212V81H211L212 83L210 84ZM22 82L25 83V80L22 81ZM42 82H43V81H42ZM121 82H122V81H121ZM125 82H127L128 85H129V84L131 85V84L133 83V81H132V83H130L129 80H127V81H125ZM156 82H157V81H155L154 83H156ZM205 82L203 81L202 83L205 84ZM24 83H22V84H24ZM28 83L26 82L27 86H26V84H24V85H25L26 87H28ZM37 83H39V81H38ZM119 83H120V81H119ZM119 83H118V84H119ZM122 83H123V82H122ZM134 83H135V82H134ZM144 83H145V82H144ZM215 83H217L216 80H215ZM118 84H117V85H118ZM136 84H137V83H135V85H136ZM149 84H150V83H149ZM157 84H158V83H157ZM157 84H153V81H152V85H153L154 87H155V85L158 86ZM206 84H207V83H206ZM218 84H219V85H217V88H218V86H219V88H220L221 84L219 83V81H218ZM226 84L229 85V83H226ZM8 85H9V86H8ZM15 85H16V82H15ZM17 85H19V84L17 83ZM17 85H16V86H17ZM35 85H36V84H35ZM35 85H32V86H35ZM38 85H39V84H38ZM40 85H41V83H40ZM65 85H66V84H65ZM71 85H72V84H70L69 86H67V85H66V86H67V87H70ZM73 85H74V84H73ZM123 85H125V87H126L127 84L124 83ZM146 85H145V87L147 88ZM198 85H199V83H198ZM198 85H197V87H198ZM208 85H206V86H208ZM222 85H223V84H222ZM232 85H233V84H232ZM25 86H22V87H25ZM42 86H43V85H42ZM55 86H56V85H55ZM91 86H92V85H90V84H89V86H88V87H89L88 89H89L90 92L92 93V94H91V93H90V94H91V95H94V96H95V94H96V95L98 96V98H97V96H96V98H95L93 101L96 102V104L98 103V104H99L98 106L100 107V106H101V105H100L101 102L99 103V101H100L99 99L102 98V97L105 99V96L100 95V93H104V94H105L106 91H105V92H104V91H98L99 89H102V88H99L97 91H95L96 89L94 90V88H92ZM133 86H134V85H133ZM133 86H132V87H133ZM137 86H138V85H137ZM150 86H151V85H150ZM150 86H149V87H150ZM153 86L150 87V88L153 89V88H154ZM200 86H201V85H200ZM200 86H199V88H198L199 90H200L201 87H203V85H202L201 87H200ZM223 86H225V85H223ZM233 86H234V85H233ZM236 86L238 87V85H236ZM239 86H240V85H239ZM7 87H9V88H7ZM12 87H14V88H13L14 91L12 90ZM26 87H25V88H26ZM30 87H31V85H30ZM36 87H37V86H35V88L33 87L32 90L37 89L36 91H39V90H38L39 88H36ZM46 87H47V86H46ZM74 87H75V86H74ZM116 87H117V86H116ZM119 87H120V84H119ZM127 87H128V89H129L131 86H127ZM132 87H131V88H132ZM134 87H136V86H134ZM194 87H196V86H194ZM204 87H205V86H204ZM209 87H208V88L205 87V88H207V90H205V88H204V90H205L204 93H205V94H207L208 91L210 92L211 88L209 89ZM230 87H231V85H230ZM230 87L227 86L228 89H229ZM237 87H236V88H237ZM10 88H11V89H10ZM28 88H29V87H28ZM28 88H26V89L28 90ZM44 88H45V87H44ZM64 88H65V86H64ZM64 88H63V89H64ZM72 88H73V87H71L70 90H71ZM103 88H104V87H103ZM131 88L129 89L130 91L128 90V92H131V90L133 91L134 88H133V89H131ZM136 88H139V87H136ZM136 88H135V89H136ZM192 88H193V87H192ZM231 88H232V87H231ZM233 88H234V87H233ZM7 89L12 90V91H13V94H11L12 91H11V93H10V92H9L10 90H7ZM15 89H16V90H15ZM22 89H23V91L25 90L24 88H22ZM22 89H21V86L19 85L18 90L22 91ZM55 89H56V88H55ZM55 89H53V92H55V91H54ZM63 89H62L63 92L66 91V89L69 90L68 88H66L65 90H63ZM111 89H112V88H111ZM119 89H120V88H119ZM123 89H124V88L122 87V90H123ZM126 89H127V88H126ZM151 89H150V90H151ZM190 89H191V88H190ZM193 89H194V88H193ZM222 89H223V88H222ZM222 89L220 88V90H222ZM225 89H226V86H225ZM225 89L222 90L223 93H228V92H224ZM228 89H227V91H228ZM18 90H17V92H18ZM30 90H31V88L29 89V91H30ZM40 90L46 92V89L44 90V89L41 88ZM70 90H69V92H67V93H71V94H72V92H73L74 90L72 89L73 91H71V92H70ZM102 90H103V89H102ZM104 90H109V89L107 88V89H104ZM124 90H125V89H124ZM124 90H123V91H124ZM191 90H192V89H191ZM191 90H189V91H190L191 93H193L194 90H192V91H191ZM195 90H197V88H196ZM216 90H217V89H216ZM229 90H231V89H229ZM29 91H28V92H29ZM47 91H48V92H46L47 94H46V93H44V94L48 95V93H49V89H47ZM50 91L52 92V90H50ZM58 91H59V90H58ZM109 91H110V90H109ZM109 91H108V92H109ZM113 91H114V90H113ZM118 91H119V90H118ZM120 91H121V90H120ZM123 91H121V92H123ZM151 91H152V92L154 91V93H155V92H156V89L154 88V90H151ZM197 91H198V90H197ZM206 91H207V92H206ZM211 91H212V90H211ZM218 91H219V90H217V92H216L217 94H218L219 92H222V91H219V92H218ZM232 91L235 92L236 89H235V90L232 89L230 93H232ZM25 92H26L27 95H28V92H27V91H25ZM33 92H34V91H33ZM40 92H41V91H39L38 93H40ZM51 92L49 93V94H51V97H52V95H53L52 98H51L50 95H49V97H50L51 99H50L49 97H48V99H47V96H46V99H47V101H49V102H50V100H52L53 98L56 99L55 96H54V94L51 93ZM108 92H107V93H108ZM116 92H117V91H116ZM116 92H115V93H116ZM139 92H140V91H139ZM157 92H158V89H157ZM194 92H195V91H194ZM199 92H200V91H199ZM18 93H19V92H18ZM26 93H25V94H26ZM30 93H32V91H31ZM30 93H29V94H30ZM93 93H94V94H93ZM107 93H106V94H107ZM111 93H112V91H111ZM113 93H114V92H113ZM124 93H126V95L131 94L130 96H133L134 91H133V93H128V94H127V92H124ZM210 93H211L210 95H215V94H216L215 92H214L215 94H214L213 92H210ZM223 93H221V94H223ZM23 94H24V92H22V94L20 93V96H21V95L23 96ZM34 94H35V93H34ZM104 94H103V95H104ZM108 94H110V93H108ZM136 94L138 95V91H137V90H136L134 96H136ZM194 94H196V92H195ZM194 94H191V95L193 96L191 99L195 98V97H194ZM208 94H209V93H208ZM208 94H207V95H208ZM221 94H220V95H221ZM228 94H229V93H228ZM16 95H17V96H16ZM27 95H25V96H27ZM30 95H32V94H30ZM39 95H40L39 97H42V96H43V94H42V96H41V93H40ZM57 95H59V94L57 93ZM112 95H113V94H112ZM115 95H116V94H115ZM119 95L121 96V94H119ZM155 95H156V93H155ZM157 95H158V96H157L156 98L159 97V93H158ZM197 95H199V94L197 93ZM223 95H225V94H223ZM15 96H16V97H15ZM99 96H102V97H99ZM130 96H129V98H130ZM215 96H216V95H215ZM215 96H214V98H215ZM225 96H227V94H226ZM230 96H231V95H230ZM230 96H228V97H230ZM11 97H13V96H11ZM11 97H9V98L11 99V101H10V100L8 99V97H7V100H9V102H11V104H12V100H13V99H15V100L13 101V103H14V102L16 103L17 101H19V100H16V98L19 97V94H15V95H14L15 98H14V97L11 98ZM28 97L30 98V101L33 100V99H35L33 96H29V95H28ZM44 97H45V96H44ZM44 97H42V98H44ZM109 97H110V96H109ZM172 97H173V95H172ZM172 97H171V99H172ZM189 97H191V96H189ZM209 97H210V100L214 99L213 96H212V97L209 96ZM209 97H208V98H209ZM217 97H219V95H217ZM220 97H221V96H220ZM24 98H25V97H24ZM26 98H27V97H26ZM26 98H25V99H26ZM29 98H27V99H29ZM31 98H32V99H31ZM42 98H41V99H42ZM134 98H137V96L134 97ZM159 98H160V97H159ZM175 98H176V95H175ZM186 98L188 99V95H187V93H186ZM186 98H185V99H186ZM211 98H212V99H211ZM17 99H18V98H17ZM19 99H21V98H19ZM22 99H23V98H22ZM22 99H21L19 105H20V104H24V100H25V99H23V100H22ZM27 99L25 100V101H26L25 103L29 104L28 106H30V104H33V103H30V101L27 100ZM54 99H53V102L56 101V100L54 101ZM137 99H138V98H137ZM137 99H136V100H137ZM191 99L189 98L190 101H191ZM220 99H221V98H220ZM0 100H1L0 103L3 104V103H4V100H6V99H5V97H4V98H2V99H0ZM2 100H3V103H2ZM43 100H44V99H43ZM106 100H107V99H106ZM133 100H135V99H133ZM139 100L142 101V99H139ZM139 100H138V101H139ZM176 100H177V103H176V101H173V102H175V103H172L173 107H174V105H176V104L178 105V100H179V101L182 100V97H181V99H179V97H178V98H176ZM189 100H188V101H189ZM217 100H218V98H217ZM22 101H23V103H21ZM27 101H29V102H27ZM33 101H34V100H33ZM33 101H32V102H33ZM37 101H38V100H37ZM41 101H42V100H41ZM93 101H92V102H93ZM131 101H132V100H131ZM138 101H136L135 104H138L139 102L141 103V101H139V102H138ZM190 101H189V102H190ZM5 102H6V101H5ZM38 102H39V101H38ZM80 102H81V101H80ZM92 102H91V103H92ZM102 102H104V101L102 100ZM107 102H108V101H107ZM119 102H121V101L119 100ZM119 102H118V103H119ZM132 102H134V101H132ZM171 102H172V101H171ZM171 102L169 101V102H166V104L164 103V105H163V108L165 107V109H163V112H164V113H162V111H161L162 109L160 110V108H157L158 111H157V110H156V111H153V112L151 111V112H149V113H152V116H153V113L156 114V112L161 113L159 116H161L162 114H164V116H166L167 114H165V113H168V115H169V110H174V109L172 108V105H170ZM191 102H192V101H191ZM34 103H36V101H34ZM43 103H44V102H43ZM43 103L41 102V105H43ZM45 103H46V100H45ZM55 103H56V102H55ZM55 103H54V104H55ZM81 103H82V102H81ZM84 103H85V102H84ZM84 103H83V105H84ZM105 103H106V102H105ZM181 103H183V102L181 101ZM181 103L179 102L178 107L180 106ZM8 104H9V103H8ZM27 104L25 105L26 107H27ZM110 104H111V103H110ZM122 104H124V103H123V102L120 103L121 106H123ZM143 104H144V102H143ZM143 104H142V105H143ZM147 104H151V103H145L144 105H146V107H148ZM158 104H160V103H158ZM158 104H157V107H159V106L161 105V104H160V105H158ZM162 104H163V103H162ZM167 104L170 105L171 108H172V109L169 108L168 112L164 111V110H167V109H168V108H167V107H168ZM183 104H184V106L186 105L185 103H183ZM183 104L181 105V107H179V108H180L179 112H180L181 110H183V109H181V108L184 107ZM12 105H13V104H12ZM12 105H9V106L11 107ZM16 105H17V104H14L13 107L16 106ZM35 105H36V104H35ZM41 105H40V103H39V106H41ZM92 105H93V103H92ZM92 105H91V106H92ZM94 105H95V104H94ZM94 105H93V106H94ZM105 105H106V104H105ZM108 105H109V102H108ZM132 105H133V104H132ZM153 105H154V104H153ZM177 105H176V106H177ZM32 106H33V105H32ZM89 106H90V105H89ZM91 106H90L89 108H91ZM96 106H97V105H96ZM96 106H95V108H96ZM98 106H97V109H100L101 107L98 108ZM125 106H126V105H125ZM140 106H141V105H140ZM166 106H167V107H166ZM170 106H169V107H170ZM1 107H2V106H1ZM4 107H5V106H4ZM10 107H9V108H10ZM13 107H12V108H13ZM19 107H20V106H19ZM19 107L17 106L16 109H18ZM21 107H22V105H21ZM55 107H56V105H55ZM103 107L105 108L104 104L102 105V108H103ZM132 107H134V108H136V109H139V108H140V110H141V108H142V106L139 107V105H138L139 108H137V106L135 107V105L132 106ZM132 107H131V109H134V108H132ZM144 107H145V106H144ZM149 107H151V105H149ZM14 108H15V107H14ZM14 108H13V110H15ZM33 108H34V106H33ZM37 108H38V105H37ZM39 108H40V107H39ZM39 108H38V109H39ZM41 108H42V107H41ZM84 108H85V107H84ZM102 108H101V109H102ZM151 108H152V107H151ZM153 108H154V107H153ZM155 108H156V106H155ZM155 108H154V109H155ZM166 108H167V109H166ZM174 108L176 109V107H174ZM179 108H177V110H178ZM3 109H4V108H3ZM7 109H8V108H7ZM20 109H21V108H20ZM24 109H25V108H24ZM26 109H27V108H26ZM28 109H29V108H28ZM35 109H36V108H35ZM91 109L93 110V107H92ZM97 109H94V110H95L96 112H98ZM146 109H148V108H146ZM149 109H150V108H149ZM154 109H153V110H154ZM0 110H1V109H0ZM5 110H6V108H5ZM10 110H11V109H10ZM10 110H9V111H10ZM18 110H19V109H18ZM102 110H103V109H102ZM129 110H130V109H129ZM134 110H135V109H134ZM144 110H145V109H144ZM144 110H142L143 113H144ZM184 110H185V108H184ZM39 111H40V110H39ZM79 111H80V110H79ZM79 111L74 112V115H73V116L75 117V116L77 115V114L75 115V113H78ZM88 111H89V109H88ZM132 111H133V110H132ZM135 111H136V110H135ZM135 111H134V112H135ZM159 111H160V112H159ZM175 111H176V110H174V111H172V112L170 113V117H171V119H172V116H175V115H172V114H176ZM2 112L4 113V111H2ZM2 112H1V113H2ZM5 112H6V111H5ZM12 112H13V111H12ZM37 112H38V110H37ZM81 112H84V111H81ZM89 112H91V111H89ZM89 112H86L88 115H86V114H84V113L80 114V117H81V115H82L81 118H86V116L88 117V116H89ZM99 112H100V111H99ZM99 112L97 113L98 115L94 112V113L97 115V117L100 116V115H99ZM105 112H106V111H105ZM173 112H174V113H173ZM8 113H10V112H8ZM19 113H20V118H22V115H23V114H22L21 112H19ZM29 113H32V112H29ZM39 113H40V112H38V116H40ZM94 113H93V114H94ZM106 113H107V112H106ZM106 113H104L105 115L103 116V118H104L105 116H108V113H107V115H106ZM5 114H6V113H5ZM5 114H4V116H5ZM15 114L19 116V114L17 113V110H16V113H15ZM15 114H13V115L15 116ZM21 114H22V115H21ZM35 114H37V113H35ZM93 114L90 113V115H93ZM134 114H136L135 117L133 116L134 119H133L132 116L130 117V118H132L131 120H133V122H134V120L137 121V119H138V118H137V115H138V114H137V113H134ZM177 114H180V116H182V118H183V115L181 114V112H180V113H177ZM0 115H1V114H0ZM52 115H53V114H52ZM61 115H62V114H61ZM109 115H110V113H109ZM131 115H133V112H132ZM156 115H157V114H156ZM168 115H167V116H168ZM10 116H11V113H10ZM26 116H27V115H26ZM31 116H32V115L29 114V119H30ZM36 116H37V115H36ZM36 116H35V118H36ZM73 116H72V117H73ZM83 116H84V117H83ZM154 116H155V115H154ZM154 116H153L152 118H154ZM157 116H158V115H157ZM157 116H155V117L157 118ZM164 116L162 115L161 117L163 118ZM180 116H179V117H180ZM2 117H3V115H2ZM8 117H9V116H8ZM16 117H17V116H16ZM16 117H15V118H16ZM77 117H78V116H77ZM80 117H79V120L81 119ZM93 117H94V118H92V116L89 117L88 119L86 118L85 120H82L81 122H82V123H86L87 125H97V124H98V125H100V127H101V124H103L102 126H104V125L106 124L105 122L101 123L100 121H102V120H99L96 116H93ZM108 117H109V116H108ZM108 117H107V118H108ZM110 117H111V116H110ZM168 117H169V116H168ZM170 117H169V118H170ZM6 118H7V117H6ZM9 118H10V117H9ZM13 118H14V117H13ZM17 118H18V117H17ZM17 118L14 120V122H16ZM27 118H28V117H27ZM32 118H33V116H32ZM32 118H31V119H32ZM35 118H34V120L39 121V120H37L39 117L36 118V119H35ZM59 118H60V117H59ZM59 118H58V119H59ZM95 118H96V119H95ZM99 118H100V117H99ZM103 118H102V119H103ZM105 118H106V117H105ZM107 118H106V119H107ZM130 118H129V119H130ZM135 118H136V119H135ZM162 118H161V119H162ZM165 118H166V117H165ZM165 118H164V119H165ZM174 118H178V115H177V117H174ZM174 118H173V119H174ZM25 119H26V118H25ZM53 119H54V121H55V120L59 121L57 118H56V119L53 118ZM60 119H62V118H60ZM100 119H101V118H100ZM109 119H111V118H109ZM129 119H128V120H129ZM154 119H155V118H154ZM154 119H152V121H151V125H152V124L155 125V123L158 122L157 120H156V121H157V122H156ZM157 119H158V118H157ZM166 119H167V120H166ZM166 119H165L166 121L164 120V124H162V125H164L163 128L168 129L167 127H165V122H167V121H170V123L173 122V123L170 124V125H174V124H175V121H176V120H171V119L168 120V118H166ZM180 119H181V118H180ZM180 119H179V120H180ZM183 119H184V118H183ZM8 120H9V119H8ZM19 120H20V119H19ZM21 120H22V119H21ZM27 120H28V119H27ZM32 120H33V119H32ZM41 120H42V119H41ZM41 120L39 121V123H40V122H43V121H41ZM76 120H78V119H76ZM98 120H99V121H98ZM107 120H108V119H107ZM107 120H104V121L107 122ZM115 120H118V119H115ZM147 120L149 121V120H151V118H148V116H147ZM158 120H159V123H160L161 120H160V119H158ZM179 120L176 121V123L179 122ZM4 121H5V120H4ZM6 121H7V120H6ZM24 121H26V120H22V123L20 122V123L22 124L23 128H28V127L30 128V126L25 127L27 123L24 124ZM28 121H29V120H28ZM36 121H35V122H36ZM60 121H61V120H60ZM63 121H64V120H63ZM68 121H69V120H68ZM71 121H72V120H70V124H71ZM121 121H122V120H121ZM121 121H120V122H121ZM153 121H154L155 123H154ZM180 121H181V120H180ZM8 122H9V121H7L6 123L8 124ZM10 122H11V123H9V124H10V126H11V124H12V122H13V119H12V121H10ZM55 122H56V121H55ZM61 122H62V121H61ZM74 122H76L75 119L73 120V123H74ZM99 122H100V124H99ZM112 122H114V121L111 120V123H110V124H112ZM126 122H127V121H126ZM130 122H132V121H130ZM130 122H128V124H129ZM133 122H132V123H133ZM137 122H138V121H137ZM181 122H183V121H181ZM0 123H1V122H0ZM2 123H4V124H2V127H0V128H3V127H5L4 125H7L5 122H2ZM16 123H18V122H16ZM31 123H32V122H31ZM31 123H30V124L28 123V124H29V125H33V124H31ZM33 123H34V122H33ZM39 123H37V124H39ZM56 123L58 124V122H56ZM66 123H67V122H66ZM66 123H65V124H66ZM68 123H69V122H68ZM108 123H109V122H108ZM114 123H115V122H114ZM114 123H113V124H114ZM132 123H131V124H132ZM134 123H135V122H134ZM134 123H133V124H134ZM161 123H162V122H161ZM167 123H168V122H167ZM13 124H14V123H13ZM37 124H35L34 127L37 126ZM75 124H76V123H75ZM113 124H112V125H113ZM118 124H119V123H118ZM133 124L131 125V126H132V131H131V129H130V131L132 132V135L135 136V133H137V132H138V134H139V131H142L143 133L145 132V131H143L144 129L141 128V129H142V130H141V129H140V126H139V128H138L139 131H137V132L135 131V133H133V129H134ZM178 124H180V122H179ZM178 124H177V126H179ZM0 125H1V124H0ZM15 125H17V124H15ZM24 125H25V126H24ZM41 125H42V123H41ZM73 125H74V124H72V126H73ZM84 125H85V124H84ZM114 125L117 126L116 123H115ZM136 125H138V124L136 123L134 126H136ZM147 125H149V124H147ZM154 125H153V126H154ZM159 125H160V124H159ZM162 125H160V126L162 127ZM166 125H168V124H166ZM12 126H14V125H12ZM12 126H11V127H12ZM18 126L20 127V125H17V127H18ZM22 126H21V127H22ZM127 126H129V128H131L130 125H127ZM160 126H158V124H157V127H156L157 130H158L157 133L161 132V130H159ZM11 127H9V126H7V128L5 127L4 129H7V130H5V132H6V131H10L11 129H14L13 127H12V128H11ZM17 127H15V129H16ZM21 127H20V128H21ZM34 127H32V128H34ZM38 127H40V125H39ZM55 127H56V126H55ZM89 127H90V126H89ZM96 127H98V126H96ZM119 127H120V128H119ZM151 127H152V126H151ZM158 127H159V128H158ZM169 127H171V126H169ZM63 128H64V127H63ZM94 128H95V126H94ZM101 128H102V127H101ZM105 128H107V126H106ZM121 128H122V126L118 125V129H121ZM136 128H137V126H136ZM145 128H146V127H145ZM148 128H150V127L148 126ZM148 128H146V129H148ZM163 128H162V129H163ZM8 129H10V130H8ZM15 129H14V131H16ZM17 129H18V128H17ZM55 129H57V128H55ZM99 129H100V128H99ZM108 129H109V128H108ZM160 129H161V128H160ZM1 130H2V129H1ZM19 130H20V129H19ZM28 130H29V129H28ZM30 130H31V128H30ZM32 130H33V129H32ZM32 130H31V132L34 133L33 131L35 130V128H34L33 131H32ZM59 130H60V129H59ZM59 130H58V131H59ZM62 130H63V129H62ZM62 130L60 131L61 133L58 132V134H63V133H62ZM89 130H90V129H89ZM92 130H93V129H92ZM104 130H105V129H104ZM116 130H117V129H116ZM135 130H136V129H135ZM150 130H152V128H150ZM153 130H154V129H153ZM163 130H164V129H163ZM163 130H162V132H161V135L159 134L161 137L167 136V133H166V135H165V134H164L165 132L163 133ZM169 130H170V129H169ZM11 131H12V130H11ZM17 131H18V130H17ZM21 131H24V130H22V128H21ZM37 131H38V130H37ZM93 131H94V130H93ZM117 131H118V130H117ZM2 132L5 134L4 130H2ZM2 132L0 133V150L2 149V147L5 146V142H6V146H7L8 149H9V147H10L11 144H12V140H13V139L10 138V139H12V140H8V138H7L6 136H3ZM25 132H26V131H25ZM27 132H28V131H27ZM29 132H30V131H29ZM31 132H30V133H31ZM35 132H36V130H35ZM55 132H56V130H55ZM63 132H64V131H63ZM65 132H66V131H65ZM88 132H89V131H88ZM102 132H103V131H102ZM102 132H101V133H102ZM121 132H122V129H121L118 133H120V137H123V136H121V135H122ZM126 132H127V130H126ZM128 132H129V131H128ZM131 132H129V133L131 134ZM147 132H150V131L147 130ZM147 132H145L144 135H145ZM152 132H153V131H152ZM166 132H168V131H166ZM169 132H170V131H169ZM6 133H7V132H6ZM11 133H12V132H10V134H11ZM16 133H17V132H13V134H14L15 136H16ZM89 133H90V132H89ZM92 133H93V132H92ZM105 133H106V132H105ZM116 133H117V132H116ZM129 133H126L127 136L130 135ZM157 133H155L156 136H154V135H155L154 133H153L154 135H149V134H151V133H148L147 139H148L149 136H152V137H155V138H156V137H157ZM162 133L164 134V136L162 135ZM170 133L173 134V133H172V130H171ZM10 134H8V135L10 136ZM17 134H18V135H17V137H18L17 139H20V141H21V138H22V137L19 138V134L22 135V133L20 132V133H17ZM26 134H27V133H26ZM34 134H35V133H34ZM102 134L104 135V133H102ZM126 134H125V135H126ZM171 134H170V135H171ZM8 135H7V136H8ZM11 135H12V134H11ZM35 135H36V134H35ZM37 135H38V134H37ZM37 135H36V136H37ZM63 135H65V134H63ZM96 135H97V134H96ZM103 135H102V136H103ZM118 135H119V134H117V136H118ZM132 135H131V136H132ZM136 135H137V134H136ZM168 135H169V134H168ZM9 136H8V137H9ZM15 136H14V139H16ZM27 136H29V135H27ZM58 136L60 137L61 135H56V133H55V137H58ZM69 136H70V135H68V137H69ZM104 136H105V137H103L104 139H103L102 141H104V140L107 141L106 134H105ZM127 136H126V139L128 138ZM172 136H173V135H172ZM25 137H26V136H25ZM30 137H31V136H30ZM100 137H101V136H100ZM120 137H119V139H120ZM144 137H146V136H144ZM173 137L175 138V136H173ZM173 137L170 138V139L172 140ZM202 137H203V136H201L199 140H202V139H201ZM37 138H38V137H37ZM91 138H92V137H91ZM91 138H89V139H91ZM93 138H94V137H93ZM93 138H92V139H93ZM110 138H111V137H110ZM110 138H109V139H110ZM113 138H114V136H113ZM131 138H132V137L129 136V139H127V140H129V141H127V142H125L126 139H124L125 141L122 139V140H123L122 142L125 143V145H126V144L130 145V144L133 143V144L135 145L134 152H135V149H136V150L138 149V151H139L141 148L136 147V144H135L136 141H137V139H138V136L136 137V138H137L136 141L133 140V142L130 141V140H132ZM164 138H169V137H164ZM24 139H25V138H24ZM28 139H29V138H28ZM56 139H59V138H56ZM61 139H62V138H61ZM63 139H65V138H63ZM68 139H69V138H68ZM68 139H66V140H68ZM92 139H91V140H92ZM101 139H102V137H101ZM109 139H108V140H109ZM114 139H115V141H117V140H116V137H115ZM114 139H113V140H114ZM153 139H154V138H153ZM153 139L150 138V141H152V142H150L149 139L147 140V142H149L150 144L153 143V149H154V148L157 146L156 143L159 142V139H157V140L155 141L156 143L153 142V141L155 140V139H154V140H153ZM215 139H216V138H215ZM215 139H214V140H215ZM32 140H34V139H32ZM32 140H31V141H32ZM66 140H65V141H66ZM99 140H100V139H99ZM173 140H174V139H173ZM1 141L4 142V144H2ZM10 141H11V144L9 145ZM20 141H18V142L16 143L17 145L14 143V146H12V148L14 147V148H13V149H14L13 152H15V150H18V149H16L15 147H16V146H17V148L19 147V146H18V145H19L18 143H20ZM27 141H28V140H27ZM29 141H30V140H29ZM31 141H30V143H31ZM35 141H36V140H35ZM58 141H59V140H58ZM63 141H64V140H62V142H63ZM68 141H69V140H68ZM70 141H72V138H71ZM94 141H96V140H94ZM94 141H93V142H94ZM134 141H135V143H134ZM160 141H161V140H160ZM174 141H176V140H174ZM14 142H16V141L14 140ZM21 142H22V141H21ZM56 142H57V141H56ZM97 142H98V141H97ZM99 142H101V140H100ZM108 142H109V141H108ZM108 142H107V144H106V142H105L106 146H109V145H108ZM110 142H113V141H110ZM122 142H121V143H122ZM130 142H131V143H130ZM161 142H162V141H161ZM161 142H160V143H161ZM163 142H164V141H163ZM163 142H162V143H163ZM168 142H171V143H172L173 141H170V140H169ZM168 142H167V143H168ZM176 142H177V141H176ZM262 142H263V143H262L261 145H264V141H262ZM22 143H23V142H22ZM27 143H28V142H27ZM32 143H33V141H32ZM32 143H31V144H32ZM57 143H58V142H57ZM63 143H65V142H63ZM66 143H67V141H66ZM70 143H71V142H70ZM101 143H104V142H101ZM117 143H119V142H117ZM129 143H130V144H129ZM149 143L147 144V147L150 149V147L152 148V146H151ZM192 143H194V140L192 141ZM7 144H8L9 146H8ZM20 144H21V143H20ZM59 144H60V143H59ZM73 144H74V142H73ZM91 144L93 145V143L90 141V144H88V146H90ZM95 144H96V142H94V145H95ZM99 144H100V143H99ZM99 144H98V143L96 144V146L98 145V146H97V150H98V149H101L100 146L103 145V144H100V145H99ZM109 144H110V143H109ZM115 144H116V142H115ZM155 144H156V145H155ZM172 144H173V143H172ZM194 144H195V143H194ZM198 144H199V141H197V145H198ZM15 145H16V146H15ZM24 145H25V144H24ZM29 145H30V144H29ZM34 145H35V143H34ZM64 145H65V144H64ZM64 145H62L61 147H62V148H64V147L67 148V147L69 146V145L67 146V144H66L65 146H64ZM110 145L112 146V143H111ZM113 145H114V144H113ZM125 145H124V144L122 145V146H124L123 148H124L125 150H128V149L125 148V147H126ZM134 145H132V146L134 147ZM139 145H140V144H139ZM149 145H150V147H149ZM202 145H203V144H202ZM21 146H22V145H20V147H21ZM36 146H37V145H36ZM117 146H118V145H116V146L114 145V146H113L114 148H112V149L114 150L115 147L118 148ZM122 146H119V148H121ZM132 146L130 145V147H132ZM154 146H155V147H154ZM160 146H161V145H160ZM169 146H170V145H169ZM20 147H19V149H20ZM34 147H35V146H34ZM34 147L32 146V149H30V150H33ZM70 147H71V146H70ZM72 147H73V146H72ZM72 147H71V148H72ZM90 147H91V148H90ZM90 147L88 148V150L93 148L92 146H90ZM98 147H99V148H98ZM102 147H103V146H102ZM144 147H145V146H144ZM158 147H159V146H158ZM263 147H264V146L260 147L262 151H264V148H263ZM5 148H6V147H5ZM55 148H57V147H55ZM58 148H59V147H58ZM65 148H64V149H65ZM108 148H109V149H108ZM108 148H107L106 150H107V151H110V148H111V147H108ZM119 148H118V149H115V152H114V151H113V152H114V153H118L117 151L119 150ZM128 148H129V147H128ZM145 148H146V147H145ZM148 148H147V149H148ZM160 148H161V147H160ZM160 148H159V149H160ZM170 148H171V146H170ZM173 148H174V152H175V148H176V147H175V142H174V147H173ZM251 148H253V147L251 146ZM254 148H255V147H254ZM3 149H4V148H3ZM8 149H7V148L4 149V150L7 152V155H6L5 153H4L5 155H2L3 152H5V151H2V150H1L2 152H0V153H1V154H0V264H42V262H43L44 260H46V258L43 260V256H44V254H45V255L48 254V256H49V255H51V256H52V255H55V256H53V258L55 259V262H52L54 259L50 256V258H52V261L50 260V258H49V261H51L52 263H49V264H112V263H113V264H114V263H115V264H117V263H119V264H154V262H156L157 260H159V258H160V259L163 258V260H164L165 257H168V256H169V259L174 258V257H171V258H170V253L172 254V256H174V255L177 254V252H179L178 255L180 254V252H183V253H181V255H180L179 257H178V256H175V257H177V258H174V259H175V260L178 259V261L181 260V259H182L181 257H182V254H183V257L186 259L185 261H183V262H185V263H183V264H193V262H194V264H195V263H196V264H197V263H199V264H204V263H205V264H206V263H207V262H206L207 260H208V263H207V264H209V261H210V260L213 261V259L216 257V256H214V255H215V250L218 248V246H222V245L225 243L224 240H225L226 236H227L228 234H230V232H229L230 230H231V232H232L233 228L235 227V223H236V221L238 220V219H237V216H238V215H235V216H232V217H231V218H232L231 220H227L228 218L224 219L225 222H224V223H221V224L218 223V222H220V220L218 221V220H216V219H214V218H213V220H212V221H214V220L216 221V222H215V221L212 222L214 225H212L210 222H209V223H210L211 225H209L208 222L204 221V222L207 223V224L205 223L206 225H209V226H207V228H206V229L209 228L208 230H210V231H208V233L211 232V233H209V234H205L206 230H205V232H204V230L202 231V230H200V228H203V227H205L206 225H205V224H202V225H204V226L201 227L200 224L202 223V221H201V223L199 224L198 221H195V220H194L195 217L198 218V216L202 214V213H201V214L199 213V212H201V211H199V209H200L201 207H200V208L198 207V206H199L198 204H199L200 202L197 201V200H194V198H193V197H195V196L197 195L196 193H198V192L195 193V191H197L198 188L201 187V184L199 185L200 187H198V186H197V183H195V182H198V181H194V180H196V179H193V182L195 183V185H194L195 187H194L193 184L191 183L192 179H191V181H190L189 178H188L189 180H187V178H185L186 176H184V174H183V171H181L180 174L182 173L184 177H183L182 174H181V175H180L181 178H179V177H176V178H175L177 181H178V178H179V179H183V178L186 179V181H185L186 184H183L182 181H184V180L181 181V182H182V183H181V186H182V187H181L177 182H175L176 180H175V181L173 180L174 177H175V176H174L175 174L173 173L174 175L172 176V175L170 174L171 171L169 172V171H168L169 168H167L168 170H165V169H163V170H165V172L168 171V172H169V175L171 176V178H170V176L167 175L168 172L166 173V176H165V177H169V179H170V180H169V183H170V181H171V179H172V177H173V179H172L173 181H171V182H172V183L174 182L173 184H176V183H177V185L180 186V189H179L178 192H174L175 190L173 191V192L175 193V194H174L175 198H177L178 195H179L180 193L183 194V193H185L186 190H188V191H192V192L185 193V194L187 195V197H186V196H183V195H184V194H183V195H182V196H183L182 199H185V197H186L187 200H185V201H188L189 198H190L189 201H191V200L193 201V200H194L193 203H194V202H196V203L199 202L198 204L194 203V205H193V203H192V204L190 203V207H194V206L198 207V208L195 207L197 210H196L195 208H194V210H195V211H198V213H199V214H197L198 216H195V217L193 218V220L190 219V220H192V221H190L188 218H190V216H192V215H193V216L196 215V214H193V213H197V212H195V211H191V210H193V208L190 209V208L188 207V206H189V205H188V204H189L188 202H187V203H188V204H187L186 202L183 201V203H181V204H184V203H185V204H187V205H186V206H183V205L181 206L180 204L178 205V203L175 202L174 199H173V202L177 203V205H173L174 211L177 210V208H176V210H175V207H176V206H181V208H179L180 211H181V209L183 210V212H184V210H186V211H185V214H184L182 211L180 212V214H182V215L179 214V215L181 216V219H180V216H178L179 218L177 217V213H178V212L176 213V215L173 214V216L177 217V219H179V220H178L179 222H180V220H182V219L185 217V218L183 219V221L186 222L185 220L187 219V222H189V223L187 224V226L190 224L191 227H195V229L199 227V229L194 230V228H192V230H193V231H192V230H191V227L188 226V227H189V228H188L189 230H187V226L184 225V224H186V223H184V222L182 221L181 223H184V224H181V223H180L181 226H180L179 223L176 224V222H175V217H174V218L172 217V219H171V216H172V215L170 216V220L167 222L166 219H165V218H167V217H163V216H161V215H160V216L157 215V214H160V211H159V209L157 210V207L154 206V205H156L155 203H158V202H159L158 204H159V206H160V203L162 202V199H165V198H166V197L163 198V197H162V194H163V192H165L168 188H167L166 190L164 189L165 191H163V192L161 191V193H159V191H158L159 189H157V188H158L159 186L163 185L164 182H163V184H161V185L158 183V184H159L158 186H157V183H156L155 186L153 185L154 187H151V185H152L151 182H147V183H145L144 185H146V186L148 185V183H151L150 186L148 185V187H150V188H154V189H151V191H150L149 189H147L146 186H145L146 188H145V187L141 188V187H142V186H141V185H142V182L146 180L147 176H148V178H149V175H148L147 173H151V172H145L146 174L143 173V172H142L143 169H145L147 166L144 164L146 167H143V168H142V167H141L142 164L140 165V167H139V165H138L139 168L137 167V169H136V170H138V173H139V174H142V173H143L144 175H147V176H146V178H145V176L143 175L145 179H143V176H142L141 178H139L140 176L137 177L138 180H139V179H140V180L143 179L142 182H139L138 180L134 179V178H135V177H134L133 180H134L135 184H136V182H139V183H137L136 185L134 184V186H137V187L134 188V186H133V188H132L131 185H133V184L130 183L131 180H132V178H131V179L129 178L130 176L133 175V173H132V174L128 177V179L130 180V181H129V180H128V181H129V183L131 184V185H129V184H128V185L131 187V190H132V191H134V190L136 191V188L139 187L140 189H139V188L137 189L138 191L140 190L139 192H141V190H142L143 192H144L145 190H146V192H148L147 190H149L151 194H152V192H153L154 195H158V194H159L160 197H161L160 199L156 200V202H155L154 198L157 197V196H154V198H153V195H152V200H154V205H152V206H153L154 209H155V207H156V209H155V213H156L157 211H158V212H157V214H155L154 212H151V211H154V210H152L153 208L151 209V211L148 210V209H150V208H148L147 210L150 211V212H148V214L151 213L153 218L150 216L151 221H149V219H148V216H149V215H146V216H147V221H148V223H147V222L145 223V221H143V220H146V218L144 217V219L141 220V222H144V223H142L143 226H145L144 224H146V225L150 224L149 222L152 223V222H153L152 219L154 220V219L157 218V217L154 218V215L158 216V218H159V217H160V218L163 217L164 220L161 219L162 221H161L160 219H159L160 221L157 220V222L154 220L156 223H158V222L161 223V222H162V224H161V226H160L161 229L158 228V229H156L155 231L153 230V231L155 232V233L153 232V235H154V236H153V239H154V240H155V238H156V237H155L156 235H157V237H158V236H160V235L162 234V232L164 231L163 229L167 228V230L171 233L172 231L174 232V229H177L176 227H177L178 225L180 226V228L178 227V228H179V231H176V233H171V234H170V233L165 229V231H167L166 233L170 234V236L167 234L168 236H166L167 238H165L164 236H165L166 233L164 232L165 234H162V235H161L162 237L160 236V237H161V238H160V241H161V242H162V241L165 242V239H166V241H168V240H167L168 237H171V236L173 237L172 234H174V235L177 236V233L180 232V233H178L179 236H177V237L174 236V238H172V240H173V239H175V240H173L172 242H171V241H168V242H167V243H169V245L166 244V243H164V244H165V245H168V246L173 245V246H171V247H173V249H174V247H176V246L179 245V243H178V245H176L174 241L177 242V240L179 241V239H181L179 242L182 243V244H181L179 247H176V248H179V249H181L182 251H181V250H180V251H177V249H175L176 251L173 252V253H174V255H173V253L171 252V249H172V248H171V249H169V250H170V253H169L168 256H167V254H166V256L163 254L164 256L162 255L163 257H160V256H161L160 254L165 253V251H166V252H169V250L167 251V250L165 249V251H164V249H162L164 252H162V250H160V253L157 254V253H158L157 251L159 250V247L161 246V248H162V246H163V247L167 248L168 246L166 247L165 245H163V242H162V245H161V242L158 241L159 238H156L155 241H154L153 239H152L153 241H152L151 239H148V237H150L148 233L151 232L152 229H154V228L151 227V226L154 225L155 227H159V226H156V225H159V224H156V223H155V224H156V225H155L154 223H152V225L150 224V227H151L152 229L149 228V227H148L149 225H148V226H146L147 228L144 227L145 230H141V229H140L139 231L136 230L137 232H136L134 229L130 230L131 228H128L129 226H127V230H126V231H128V229H129L128 232H129L130 234H129V233H126V231H125V229H126L125 221L128 222L129 218L127 219V216H128V211H127V210H128V207H127V208L125 207V208L127 209V210H126L127 213H124L125 210L123 211V213L126 214L127 216H126V215L124 216L123 213L121 212V211H122V209H121L122 207H121V206H123L122 204L124 203V202L121 203V201H122L121 198H123V195H122V196H119V197H121V198H119L117 195L114 196V194H113V197H117V199L115 200L114 198H112L111 196H109L110 194H109L108 192H107V194H106V191H107V190L102 189V188H104V187H103L104 185H102V184H105V187L108 185V184H106V183H103L104 180H105L106 182H108L109 179H113V180H115L114 178L116 177V175H114V174H115L114 171L117 170V168L113 167V166H114V164H113L114 161H113V162L111 161L112 158H113V157H112V156H113V154H112L113 152H112V153H111L112 156H110V155L108 156V157H110V158L112 157L111 159H110V158L108 159V160L111 161L112 164H111V163H108V165H107L106 163H105V164H106L107 166H109V164H111V168H110V166H109V169L111 170V172H112V170H113V173L109 174V175H111V178L108 177V174H107L108 172L106 173L107 176H106V174H105V176H103V178H104V177H105V178H108V181H107V179H104V180H103V178H101V179L99 178V177H102V176H100V175H103L104 171L106 172V170H105L104 168H106L107 166L104 167L105 165L102 167V168H103V169H102L103 171L101 170V172H103V173L100 174V175L97 174V176H99V177L95 176V174H96V173H95V169L97 168V164H98L97 161H98V160H97L96 163H95L96 165L94 164V165L96 166V168L93 169L95 174H91V175H90L91 172H89L88 174H86L87 177H86V175L83 177L84 182L80 181V180H79V179H80L79 177L83 176V174H84L85 172L89 171V169H88L87 167L90 168V167L93 166L92 163H91V166L88 165V164H90V162H89L88 164H86V165L83 163L85 166H87V167L84 166V167H85L84 169H88V170H86V171L83 170V171H82V168H81V171H82L83 174H82L81 176H79V174L81 173V171H78V172H80V173H78V176H79V177L77 176V174L75 175V176L78 177V178L76 177L75 179L79 180V181H78L79 183H78V182H74L75 185H73V186H75V187H74L75 190L73 189V187L70 188L71 186H70L69 188H70L71 190L73 189V191H74L76 194L79 193V192H80L79 190H78V192H76V190H77L76 185H77L78 189H79V188L81 189V187L84 188L87 184H84V186H81V185H83L82 183H85V177H86V179H87V180H86V181H87L86 183H88L89 185H90L91 180H93V181L95 180V181H94V184H93L95 187H94L93 185H90V187H88L89 185H87V188L85 187V189H82V190H81L80 193H83V195L80 194L81 196H80V195H76L75 193H73V194H68V195H67V193L69 192V191H68L66 194H63V195H62L64 199L62 198L61 201H60V200H58V199L56 198L58 201L55 203V201H56V200H55V201L53 202V204L51 203V208H52V207H54V208L57 207L56 209H58L59 212H60V210H61V212H62V211H64L63 207H64V208L66 207L64 204H66L65 201H67V200H65V199H67V198L69 197V195L71 196V198H70V202H71V199H73L72 197H74L75 195H76L77 197H78V196H79V197H82V200H81V202H82V201H85V200H86V199L83 200V196L85 195V197H86V194H85V193H87L86 191H90V192L95 191V192H96V196H95V192H94V193L92 192L93 195H94L93 198L97 197V198H98V201H96L97 199H95V200L93 199V200H92V199H91L92 197H91V198L88 197L87 200H91V201H89V202H92V203H89V202L87 201V202L89 203L88 206H86L87 204H86L85 202L82 203V204H84V203L86 204V205H85L86 207L84 206L85 209H87V210H85L86 212H81V211L79 212V211H78V208L80 209V207H77V208H76L77 210H76V209H75V210L78 212V213H77L78 218H76V219H75V217H73V216H76V213H75V211H74V209H73V212H74L75 215H73V216H71V217L74 218L75 221H74V219H73L72 221H70V224H69V225H68V221H67V225H68V229H67V228H65V227H67V226H64V223H66V222H62V221H63L62 218H61L62 216H56L57 219H55V214H54V215H53L54 218H53L52 220H51V218L49 219L50 216L48 215V213L50 212V209H51V208L49 209V211H48V213H47V212H46V211H47V208L45 207L47 203L44 205L45 201H44V202H41L40 199H39L40 197L38 198V197L35 195L36 193L39 192V191H37V189L39 190V188H37V187L39 186V187L41 188L40 185L43 184L42 182H44V183L50 182V180L52 179V176H54V175H58V173L60 174L61 171H64L67 167H66L64 170L61 169L60 172H58V173H57V172H56V173L54 172L55 174L52 175V174H50V173H53V172L50 171V170H51V169L53 170V166H54V165L52 166V168H51L50 170L48 169L49 167L47 168V166L50 165L49 162L51 161V159L53 160V157H52V158H51V157H49V158L47 157V159H49L50 161H49V162L46 161V163L48 162V165H47L45 168L47 169V170H46L47 172H48V171H50V172H49L48 174L43 175V174L46 173V172H44V173L42 174L41 171H43V167H42V170H41V168H39V166H38L37 168H39L41 171H40L39 169L37 170L38 172H36V171L33 172L34 170L32 171V175H33V173H34V175H33V176L31 175V177H35V178H33V179L29 178L28 176L31 174V173H30L31 171H28V172L30 173V174L28 173L29 175L27 174V175H28V176H27L28 178L26 177V178L28 179V181H27V180L25 181V176H26V174H25V175H24V173H20V174H19L18 171H17L18 168H17V170L15 169V168L17 167V166L15 165L16 158L18 157V160H21V159H19V156H20L19 153H21V152L23 151V149H21L20 152H19V151H16V152H18V156H16V157L14 156L15 158H14L13 156H12V157H9V156L12 154V150H11V149L8 150ZM25 149H26V148H25ZM46 149H47V148H46ZM49 149H50V148H49ZM59 149H60V148H59ZM69 149H70V148H69ZM73 149H74V148H72V150H73ZM102 149L104 150L105 147L102 148ZM112 149H111V151H112ZM131 149H133V148H131ZM147 149H146L145 152L149 155V153L147 152V151H149V150H147ZM153 149H152V151H153ZM155 149H156V148H155ZM47 150H48V149H47ZM66 150H67V149H66ZM81 150H83V149H81ZM81 150L79 151V153L81 152V154L76 153V152H78V150H77L76 152H75V150H73L78 156L75 154V155H72V158H71V155H69V156H70L69 158H70V159H73L75 156H76V157H79V155H81V156H80V160H82V159L84 158L83 160L87 161L86 159L90 157V159H88V161H90L91 159H92L91 161H93V160L95 161V158L98 157V156H96V157H94V159H93V158H91L92 155H90V154L88 153V152H89L88 150H87V151H86V150H83L84 152L86 151L85 154H87V157H86V159H85V154L82 153L83 151H81ZM94 150L96 151V149H94ZM122 150H123V149H122ZM171 150H173V149H170V152H171ZM42 151H43V150H42ZM51 151H52V150H51ZM55 151H56V150H55ZM57 151H58V150H57ZM91 151H92V150H90V153H91ZM95 151H94V153H98L99 150L96 151V152H95ZM107 151H106V152H107ZM111 151H110V152H111ZM129 151H130V150H129ZM140 151H141V150H140ZM152 151L150 150V156H151V158H152L153 160H157V158H158L159 161H160L161 157H158L160 154L158 155V154L156 153V154H157V155H156L157 157H156V159H155V158L152 157V155H153V154H152V153H153ZM32 152H33V151H32ZM38 152H39V151H38ZM58 152H60V151H58ZM106 152H105V157H106ZM127 152H128V151H125L126 154H124L123 151H122L121 153H123V155H124L125 157H126V156L129 157L130 155H128ZM130 152H131V151H130ZM130 152H129V153H130ZM134 152H132L131 157H132V155H133ZM155 152H156V151H155ZM155 152H154V153H155ZM160 152H161V151H160ZM163 152H164V151H163ZM29 153H30V152H28V154H29ZM39 153H40V152H39ZM41 153L43 154V152H41ZM48 153H49V151H48ZM48 153H46V154H47L46 156H50V154L48 155ZM50 153H51V152H50ZM52 153H53V152H52ZM52 153H51V154H52ZM61 153L63 154L62 150H61L60 154H61ZM68 153H69V152L67 151V155H68ZM72 153H73V152H72ZM99 153H100V152H99ZM139 153H140V152H139ZM141 153L143 154V151H142ZM161 153H162V152H161ZM172 153H173V152H171V154H172ZM190 153H192V152H190ZM190 153H189V154H190ZM21 154H22V153H21ZM62 154H61L60 156H62ZM70 154H71V153H70ZM83 154H84V155H83ZM88 154H89V156H88ZM92 154H93V153H92ZM108 154H109V153H107V155H108ZM1 155H2V156H1ZM13 155H14V154H13ZM16 155H17V154H16ZM22 155H23V154H22ZM22 155H21V156H22ZM25 155H26V154H25ZM43 155H44V154H43ZM43 155H41V158H40V159L43 158ZM53 155H55V153H54ZM57 155H58V154H57ZM67 155L64 154V157L66 158ZM82 155H83V156H82ZM114 155H115V154H114ZM123 155L121 154V156H123ZM137 155H138V152H137L136 155H134L135 158H136V160L139 158V156L137 157ZM144 155H145V154H144ZM148 155H147V159L149 158ZM161 155H162V154H161ZM169 155H170V154H169ZM174 155H175V153H174ZM191 155H192V154H190V156H191ZM3 156L6 157V158H4ZM7 156H8L9 159H7ZM21 156H20V158H22L24 155H23L22 157H21ZM33 156H34V155H33ZM55 156H56V155H55ZM55 156H54L55 160H58L59 158H58L57 156H56V157H55ZM94 156H95V154H94ZM117 156H118V155L116 154V156H114V157L116 158ZM124 156H123V157H124ZM1 157H2V158H1ZM29 157L31 158L30 155H29ZM36 157H37V156H36ZM92 157H93V156H92ZM99 157L105 158L104 155H103V156H102V155H101V156L99 155ZM99 157L96 158V159H99ZM128 157H127V158H128ZM131 157H129V158L131 159ZM140 157L143 158L142 155H141ZM163 157H164V156H163ZM163 157H162V159H163ZM165 157H167V156L165 155ZM192 157H193V156H192ZM3 158H4V159H3ZM10 158H14V159H11V160H10ZM30 158H28V159L26 158L27 160H29V163L33 162V161L36 159V158H35V159H33V161L31 160V162H30ZM37 158H38V157H37ZM56 158H58V159H56ZM62 158H63V156L61 157V159H62ZM81 158H82V159H81ZM102 158L100 159L101 162H102V160L107 159V157H106L105 159H102ZM144 158H145V157H144ZM151 158H149V159L152 160ZM5 159H6V160H5ZM24 159H25V157H24ZM26 159H25V160H26ZM44 159L46 160L45 157H44ZM44 159H42V160L45 161ZM63 159H64V158H63ZM74 159H75V158H74ZM78 159H79V158H78ZM113 159H114V158H113ZM124 159H125V158H124ZM124 159H123V160H124ZM140 159H141V158H140ZM140 159H139L138 162H142ZM147 159H145L146 163H147V161H150V160H147ZM164 159H165V161L162 162ZM164 159L161 161L162 163H160V164H162V166L166 165L165 163H167L166 160L168 159V157H167V159H166V158H164ZM3 160H5V161H7V162H5V161H3ZM9 160H10V161H9ZM18 160H17V162H18ZM22 160H23V158H22ZM100 160H99V161H100ZM108 160H106V162H108ZM123 160H121V162H122ZM133 160H135V159L132 158V161H133ZM142 160H143V159H142ZM153 160H152L151 162H153ZM8 161H9V162H8ZM23 161H24V160H23ZM39 161H40V160H39ZM43 161H41V163H40V162H39V163L42 164ZM77 161H79V160H77ZM99 161H98V162H99ZM110 161H109V162H110ZM115 161H118V160L115 159ZM126 161H127V160H126ZM126 161H125V160L123 161V165L126 166V167H128L127 165H129V163H128V164H127V163L124 164V162H126ZM143 161H144V160H143ZM145 161H144L143 163H145ZM157 161H158V160H157ZM159 161L156 162V166H155V167H157V168L159 167V166H158V165H159ZM167 161H168V160H167ZM17 162H16V163H17ZM19 162H21V161H19ZM34 162H36V161H34ZM53 162H54V161H53ZM60 162H62V161H59V163L57 162V168L61 167L60 165H59V167H58V164H62L63 162L65 163V160H64L62 163H60ZM75 162H76V161H75ZM83 162H84V161H83ZM104 162H105V161H104ZM118 162H119V161H118ZM128 162H131V161L128 160ZM136 162H137V161H136ZM136 162L133 161L132 163H136ZM138 162H137V163H138ZM39 163H37V164H39ZM68 163H69V162H68ZM76 163H77V162H76ZM85 163H86V162H85ZM93 163H94V162H93ZM115 163H116L115 166H117V162H115ZM137 163H136V164H137ZM149 163H150V162H148V165H149ZM153 163H155V162H153ZM153 163H152V164H153ZM18 164H19V163H17V165H18ZM22 164H23V162L20 163V166H21ZM52 164H53V163H52ZM69 164H70V163H69ZM77 164H78V163H77ZM77 164H76V166H77ZM80 164H81L80 166H82V163H80ZM102 164H103V162H102ZM130 164H131V163H130ZM138 164H139V163H138ZM150 164H151V163H150ZM163 164H164V165H163ZM23 165H24V164H23ZM35 165H36V164H34V167H33V164H32V167H33L34 169H37V168L35 167ZM44 165H46V164H44ZM73 165H74V162H73ZM78 165H79V164H78ZM112 165H113V166H112ZM118 165L121 166L122 164L120 165V163H119ZM123 165H122V166H123ZM133 165H134V164H133ZM154 165H155V164H154ZM169 165H170V164H169ZM169 165H167V166L170 167ZM18 166H19V165H18ZM20 166H19V172H20V170L23 171V172L26 171V170H23L24 166H23V168L20 167ZM36 166H37V165H36ZM41 166H43V165H41ZM64 166H65V165H64ZM66 166H69V165L66 164ZM71 166H72V165H71ZM80 166H78V167H80ZM124 166H123V171L125 170V169H124V168H125ZM131 166H132V165H130V167H128V169L126 168V169H127V170H126L127 173H129V171H130L129 168H132L131 170H133V171L135 170V168L133 169L134 166H132V167H131ZM160 166H161V165H160ZM162 166H161V167H162ZM171 166H172V165H171ZM55 167H56V165L54 166V169H56ZM82 167H83V166H82ZM112 167L115 168V170L112 169ZM117 167H118V166H117ZM135 167H136V165H135ZM155 167H152L151 165L147 167V168H149V171H151V170L153 169L154 172L152 171V174H153L154 176L159 174V173H158V174L156 173V172H158L159 170H157V168H155ZM21 168H22V169H21ZM26 168H27V167H26ZM98 168L101 169V166L98 167ZM118 168H119L118 170H120L121 167H118ZM141 168H142V169H141ZM150 168H151V169H150ZM154 168H155L157 171H155ZM159 168H160V167H159ZM163 168H166V167H163ZM181 168H183V167H181ZM199 168H201V167H199ZM235 168H236V169H235ZM237 168H238V171H237ZM24 169H25V168H24ZM29 169H30V168H29ZM59 169H60V168H59ZM72 169H73V168H72ZM72 169H71L70 171H69L68 169H67V170H68L69 172H73L74 169H73V170H72ZM76 169H77V168H76ZM91 169H92V168H91ZM100 169H99V170H100ZM232 169H233V171L235 170L236 172H239V170H240V168L237 167V166H234V168H232ZM31 170H32V168H31ZM56 170L58 171V169H56ZM56 170H54V171H56ZM67 170H66V172H68ZM97 170H98V169H97ZM97 170H96V172H97ZM99 170H98V171H99ZM110 170H108V167H107V171L110 172ZM128 170H129V171H128ZM145 170H146V169H145ZM145 170H144V171H145ZM147 170H148V169H147ZM147 170H146V171H147ZM163 170H162V171H163ZM197 170H198V168H197ZM197 170H196V172H197ZM202 170H203V168H202V169H199L200 172H197V173H198V174L203 173ZM44 171H45V170H44ZM74 171H75V170H74ZM91 171H92V170H91ZM121 171H122V170H121ZM133 171H132V172H133ZM160 171H161V168H160ZM179 171H180V170H179ZM201 171H202V172H201ZM75 172H76V171H75ZM92 172H93V171H92ZM99 172H100V171H99ZM99 172H98V173H99ZM119 172H120V171H119ZM165 172H164V173H165ZM26 173H27V172H26ZM73 173H74V172H73ZM73 173H71V174L69 173V175H70V176L72 175V177H73ZM120 173L123 174L124 172H120ZM134 173H136V171H135ZM154 173H155V174H154ZM162 173H163V172H161L160 176H161V177H162V176L164 177V174H162ZM63 174H64V173L62 172L61 175H63ZM65 174H68V173H65ZM65 174H64V175H65ZM74 174H75V173H74ZM116 174H117V172H116ZM121 174H120V176H121ZM136 174H137V173H136ZM185 174H186V173H185ZM22 175H24V176H22ZM61 175H60V176H61ZM69 175H68V176H69ZM88 175H90V176L88 177ZM112 175H113V178H112ZM118 175H119V174H117V176H118ZM128 175H129V174H128ZM60 176H59V177H55V176H54L53 180L56 179V178L60 179V178H61ZM65 176H66V175H65ZM65 176H63V177H65ZM75 176H74V177H75ZM114 176H115V177H114ZM120 176H119V180L116 178V180L113 181L114 184H115L116 181H118L120 186H119V185H118L119 187L116 186V185H113V186H115L116 188H118V191H119V192L116 191L117 189L114 187V189H116L115 191H116L117 193L120 194V193H121L120 191H122V194H124L125 191H126L127 189H123V190H124V193H123V190H121L122 188L120 189V187L125 186L124 183H125L127 180H124V179H123L124 182H122V181H121L122 179H120V178H122V177H126L127 175H126V173H125L124 175H122V177H120ZM150 176H151V174H150ZM160 176H159V178H157L158 180H157L156 182H160V180H159V179H160ZM177 176H178V175H177ZM72 177H71V178H72ZM151 177H152V176H151ZM151 177H150V179H149L148 181L151 180ZM156 177H157V176H155L154 179H156ZM182 177H183V178H182ZM187 177H188V176H187ZM81 178H82V177H81ZM126 178H127V177H126ZM126 178H125V179H126ZM58 179H57V181H58ZM65 179H66V178H65ZM96 179H98L99 181H97ZM152 179H153V178H152ZM62 180H64V178H63ZM77 180H76V181H77ZM100 180H101V181H100ZM133 180H132V181H133ZM51 181H52V180H51ZM93 181H92V183H93ZM120 181H121V182H120ZM146 181H147V180H146ZM146 181H145V182H146ZM152 181H153V180H152ZM162 181H164L163 178H162ZM189 181H190V182H189ZM26 182H27V183H26ZM80 182H81V185H79V186H80V187H79L78 184H80ZM134 182H133V183H134ZM76 183H78V184H76ZM92 183H91V184H92ZM109 183H110V182H109ZM126 183H128V182H126ZM160 183H161V182H160ZM179 183H180V182H179ZM47 184L49 185V183H47ZM70 184H71V183H70ZM110 184H111V183H110ZM112 184H113V183H112ZM123 184H124V185H123ZM138 184H139V185H138ZM154 184H155V180H154ZM173 184H172V185H173ZM263 184H264V183H263ZM263 184L261 183V184H259V185H256V186H255L254 188H252V190H251L252 192H255V194L253 193V194L255 195V196H254L255 199H256L257 196L259 197V199H256V200H258V201L261 200V199L263 198V196H264V195H263V193H264V191H263L264 188H262V187H264ZM144 185H143V186H144ZM169 185H170V184H169ZM68 186H69V185H68ZM68 186H66V187H68ZM91 186H93L95 189L92 188L93 190H91V189H90ZM109 186H110V187H113V186H111V185H108L107 187L109 188ZM129 186H128V187H129ZM170 186H171V185H170ZM170 186H169V187H170ZM174 186H175V185H174ZM174 186H173V187H174ZM179 186H177V188H176V187H174V188L178 189ZM196 186H197V188H196ZM258 186H261L260 188H261L262 192H261V190H260V192H258L259 190H258V191L256 190V187H257V189H259ZM35 187L37 188V189H36L37 192H36L35 194L32 193V195L36 196L37 198L31 195V191H32ZM43 187H44V186H43ZM47 187H48V186H47ZM126 187H127V186H126ZM62 188H63V187H62ZM171 188H172V187H171ZM190 188H191V190H190ZM43 189H44V188H43ZM47 189H48V188H47ZM50 189H52V188H50ZM112 189H113V188H112ZM112 189H111V190H112ZM114 189H113V190H114ZM143 189H145V190H143ZM155 189L158 191L157 194L154 193V192H156V191H152V190H155ZM169 189H170V188H169ZM169 189H168V190H169ZM172 189H173V188H172ZM183 189H185V191H183ZM192 189H194L195 191L192 190ZM254 189H255V191H254ZM45 190H46V189H45ZM53 190H54V189H53ZM63 190H64V189H63ZM68 190H69V189H68ZM84 190H86V191H84ZM103 190H104V191H103ZM33 191H34V190H33ZM40 191H41V190H40ZM46 191H47V190H46ZM64 191H65V190H64ZM82 191H83V192H82ZM132 191H129V193H128V194L131 195L132 197H134L135 195H137V194L139 193V192L137 191L138 193L135 194L136 192L134 191V192L132 193ZM176 191H177V190H176ZM182 191H183V192H182ZM230 191H231V189H230ZM84 192H85V193H84ZM90 192H88V194H90ZM112 192H113V191H112ZM127 192H128V190L126 191V193H127ZM143 192H141L140 195H142ZM146 192H144V195H147V194H145ZM171 192H172V190H171ZM171 192H170V193H171ZM235 192H236V191H234V193H235ZM252 192H250V193H252ZM70 193H72V191H70ZM114 193H115V192H114ZM117 193H116V194H117ZM131 193H132V194H131ZM148 193H149V192H148ZM166 193H167V191L164 193L163 196H165ZM176 193H179V194L176 196ZM189 193H190L191 195H192V193H194V194H196V195L190 197L191 195H190ZM260 193H261V194H260ZM74 194H75V195H74ZM88 194H87V195H88ZM119 194H118V195H119ZM128 194H124L125 196H124V198H123V201H126V200L128 201V199L131 197V196H130L129 198H125L126 195H128ZM133 194H135V195H133ZM151 194L149 195V197L147 196L149 199H151V198H150ZM167 194H168V193H167ZM171 194H172V193H171ZM181 194H180V198H181ZM256 194H257V195H256ZM258 194H260V196H259ZM30 195H31L32 197L36 198L37 200L39 199V201H35L36 199H35L34 201L31 200V199H33V198L30 197ZM46 195H47V194H46ZM73 195H74V196H73ZM91 195H92V194H91ZM111 195H112V193H111ZM120 195H121V194H120ZM159 195H158V198H159ZM169 195H170V194H169ZM188 195H189V196H188ZM198 195H199V196H197V197H198V199H199V197H200V193H198ZM201 195H202V193H201ZM261 195H262V196H261ZM60 196H61V195H60ZM67 196H68V197H67ZM89 196H90V195H89ZM107 196L110 197V198H108L109 201H108V199H107ZM171 196L174 197L173 195H171ZM227 196H229V195H227ZM230 196H231V195H230ZM230 196H229V197H230ZM48 197H49V196H48ZM48 197H46L47 200H48V202H49V201H52V200H50ZM65 197H67V198H65ZM77 197H75L76 199L74 198L73 201H80L81 198H79V197L77 198ZM132 197H131V198H132ZM135 197H136V196H135ZM147 197H146V198H147ZM167 197H168V196H167ZM172 197H168L167 199L172 200ZM188 197H189V198H188ZM224 197H225V196H224ZM251 197H253V196H251ZM258 197H257V198H258ZM18 198H19L21 201H16V200H15V199H18ZM58 198H61V197H58ZM89 198H90V199H89ZM131 198H130V199H131ZM142 198H144L143 195H142ZM146 198H144V199H145V202H146V205H147V204H148V203H147V200H149V199H148V198L146 199ZM191 198H192V199H191ZM200 198H201V197H200ZM217 198H218V197H217ZM231 198H233V197H231ZM231 198H230L229 200H231ZM43 199H45V198H43ZM43 199H41V200H43ZM99 199H100V201H99ZM111 199H112L113 201H112ZM118 199H119V201H118ZM120 199H121V201H120ZM124 199H125V200H124ZM130 199H129V200H130ZM144 199H143V200H144ZM195 199H196V197H195ZM62 200H63V201H62ZM64 200H65V201H64ZM110 200H111V201H110ZM114 200H115V201H114ZM170 200H169V201H170ZM216 200H217V199H216ZM218 200H219V199H218ZM218 200H217V201H218ZM225 200H226V202L229 203L228 198L225 197ZM225 200H224V201H225ZM227 200H228V201H227ZM247 200H248V198L245 200V202H247ZM250 200H251V199H250ZM252 200L254 201V198H253ZM68 201H69V199H68ZM68 201H67V202H68ZM131 201L134 202V201H135V198H134L133 200L131 199ZM160 201H161V202H160ZM163 201H164V200H163ZM166 201H167V200H166ZM169 201H168V202H169ZM200 201H201V200H200ZM248 201H249V200H248ZM258 201H257V203H261L262 201H264V199L261 200V202H260V201L258 202ZM70 202H69L68 204H70ZM119 202H120L121 204H120ZM168 202H167V204H168ZM171 202H172V201H171ZM171 202H169V203H170V206H169L168 208L172 207V205H171L172 203H171ZM215 202H216V201H215ZM254 202H255V201H254ZM125 203H126V202H125ZM127 203H129V202H127ZM134 203H135V202H134ZM162 203H163V202H162ZM164 203L166 204V202H164ZM175 203H174V204H175ZM201 203H202V202H201ZM201 203H200V206H201ZM213 203H214V202H213ZM247 203H248V202H247ZM251 203H252V201H251ZM262 203H263L262 206L264 207V202H262ZM61 204H62V205H61ZM76 204H77V203H76ZM118 204H119V207H120V210H121V211L119 210V208H118V206H117ZM129 204H130V203H129ZM136 204H137V203H136ZM142 204H144V203H142ZM151 204H152V201H149V205H150V206H148V207H152ZM165 204H163V206L161 205L160 209L164 208V205H165ZM249 204H250V203H249ZM253 204L256 205V203H252L251 205H253ZM48 205H49V203H48ZM63 205H64V206H63ZM66 205H67V204H66ZM71 205H72V204H71ZM192 205H193V206H192ZM197 205H198V206H197ZM218 205H220V204H218ZM233 205H234V204H233ZM254 205H253V208L251 207V208H252L251 211H254V210H253V209H255V208H254V207H255ZM260 205H261V204H260ZM260 205H259V207H260ZM74 206H78V205H74ZM79 206H81V204H80ZM82 206H83V205H82ZM82 206H81V207H82ZM124 206H125V205H124ZM165 206H166V205H165ZM214 206H215V205H214ZM227 206H228V205H227ZM235 206H236V205H235ZM257 206H258V205H257ZM262 206H261V207H262ZM144 207H145V205H144ZM146 207H147V206H146ZM182 207H184V208H185V207H186V208H189L190 211H188L186 208L183 209ZM215 207H216V206H215ZM215 207H213V209H214ZM221 207H222V206H221ZM221 207H220V208H221ZM223 207H224V205H223ZM229 207H230V205H229ZM229 207H227V209H228ZM259 207L256 208V209H258L257 212H260L259 210H261V208L259 209ZM263 207H262V210H263ZM33 208H34V209H33ZM35 208H36V209H35ZM54 208H53V209H54ZM61 208H62V209H61ZM66 208H69V207L67 206ZM74 208H75V207H74ZM82 208H83V207H82ZM123 208H124V207H123ZM236 208H237V206H236ZM69 209H70V208H69ZM129 209H130V208H129ZM134 209H135V208H134ZM143 209H144V208H143ZM170 209H171L170 211H172V208H170ZM216 209H217V208H216ZM221 209H223V208H221ZM36 210H37V211H36ZM81 210H83V209H81ZM228 210L230 211V208H229ZM231 210H232V209H231ZM234 210H235V209H234ZM236 210H237V209H236ZM236 210H235V211H236ZM71 211H72V210H71ZM213 211H214V210H213ZM218 211H219V210H218ZM235 211L232 210V212H230L231 215H232V213L235 212ZM255 211H256V210H255ZM35 212H37L38 214L35 213ZM54 212H55V211H54ZM59 212H57V213L55 212V213H56V214H60ZM65 212H66V210H65ZM67 212H69V211L67 210ZM67 212H66V213H67ZM73 212H72L71 214H73ZM129 212H130V211H129ZM132 212H133V211L130 212L129 217L133 214ZM192 212H193V213H192ZM214 212H215V211H214ZM224 212H226V210H224ZM236 212H237V211H236ZM236 212H235V213H236ZM33 213H34V214H33ZM42 213L45 214V215H47V216H49V217L46 218V217L40 215V214H42ZM86 213L88 214V217H87L86 219H85V218L83 219V217H86V216H87ZM131 213H132V214H131ZM153 213H154V214H153ZM174 213H175V212H174ZM190 213H192V215H191ZM216 213H217V211H216ZM260 213H261V212H260ZM260 213H258V214H259V217L262 218V217L264 216V214H263V213H264V210H263L262 216H260V215H261ZM61 214H62V213H61ZM63 214H64V213H63ZM85 214H86V216H82V215H85ZM135 214H136V213H135ZM145 214H146V213H145ZM187 214H188V215H187ZM222 214H223V213H222ZM184 215H185V216H184ZM189 215H190V216H189ZM233 215H234V214H233ZM256 215H257V214H256ZM63 216H64V215H63ZM68 216H69V215H68ZM68 216H67V218H68ZM81 216H82V219H81ZM133 216H134V215H132V219H134L135 217H137V216H135V217L133 218ZM182 216H183V218H182ZM215 216H216V215H215ZM221 216H222V215H221ZM225 216H226V215H225ZM141 217H142V216H141ZM141 217H140V218H141ZM187 217H188V218H187ZM199 217H201V216H199ZM211 217H214V216L212 215ZM227 217H228V216H227ZM256 217H257V216H256ZM259 217L257 218L258 220H259ZM64 218H65V217H64ZM158 218H157V219H158ZM202 218H203V217H202ZM217 218H218V217H217ZM222 218H223V217H222ZM68 219H69V218H68ZM121 219H123V220L125 219V221H123V220H121ZM138 219H139V218H138ZM138 219H136V220L138 221ZM168 219H169V218H167V220H168ZM173 219H174V220H173ZM195 219H196V218H195ZM218 219H219V218H218ZM262 219H264V218H262ZM262 219H261V220H262ZM44 220H45V221H47V220H48V221L51 220L52 222H53V220H54V225L52 224L53 226L50 225V227H47V226H45V225L42 226L41 224L44 223V222L42 223V221H44ZM55 220H56V224H57V225H55ZM70 220H71V219H70ZM114 220H115V222H114ZM116 220H120L121 222L123 221V222H122L123 224H122V225H121V224H118V225H117V223H120V222H118V221H116ZM130 220H131V217H130ZM136 220H133V221L136 222ZM196 220H197V219H196ZM222 220H223V219H222ZM261 220H259L260 223H261ZM48 221H47V223H48ZM64 221H66V219H65ZM73 221H74L75 223H73ZM131 221H132V220H131ZM133 221H132V223H129L130 221L128 222L129 225H130V227L132 226V224H134V227H133V228H136V226H138L139 228L142 227L141 225H138V224L135 226V223H133ZM163 221H165V224H164V225H163V223H164ZM171 221H172V222H171ZM173 221H174V222H173ZM176 221H177V220H176ZM210 221H211V220H210ZM262 221H263V220H262ZM52 222H51V223H52ZM113 222H114L115 224H114ZM116 222H117V223H116ZM141 222H140V224H141ZM170 222H171V224H169V225H172V226H173V225H174L173 223H175V226L177 225L176 227L173 226L174 228L170 226L171 229L173 228L172 231H170L171 229H168V228H170V227H168L169 225H166V223H170ZM191 222H192V224H194L193 226H192ZM196 222H197V224H199L200 226L198 225V227H196V226H197V225L195 226V223H196ZM199 222H200V221H199ZM47 223H46V224H47ZM51 223H50V224H51ZM71 223H73L74 226L71 225ZM138 223H139V221H138ZM215 223H218V225H222V226H219L220 228H219L218 225H217V227H218L220 230H219L217 227H215V228L213 227V226L216 225ZM44 224H45V223H44ZM62 225H63V226H62ZM65 225H66V224H65ZM70 225H71L72 227H71ZM127 225H128V224H127ZM162 225H163V226H162ZM165 225H166V227H165ZM183 225H184L185 227H184ZM69 226H70L72 229H70ZM140 226H141V227H140ZM163 227H164V228H163ZM181 227H182V228H181ZM183 227L185 228L186 231L184 230ZM139 228H138V229H139ZM142 228H143V227H142ZM222 228H223V229H222ZM69 229H70V231H69ZM123 229H124V230H123ZM146 229H150V230H146ZM204 229H205V228H204ZM213 229H214V230H213ZM66 230H68L67 232H70V233H69V238L71 237V239H70L71 242H70V241H69V242H68V241H65L66 243H64V244H65L64 246H66V244H67V247H68V248H66V247H64V246H61V247H60V243H62V242H60V241H61V240L63 241V240H67V239H68V234L66 233ZM119 230H122V231H121V235L123 234V232H124L125 234H123L122 236H120V231H119ZM133 230H134V232H133ZM157 230H158V231H157ZM160 230H161V232H160ZM162 230H163V231H162ZM177 230H178V229H177ZM221 230H222V231H221ZM71 231L73 232L74 237H75V236L77 237V236L79 235V233H81V238H80V235H79L78 238H76V239H77V241H79V240L81 239L82 242H81V241L77 242V241L75 240V241L77 242V244H78V243L80 244V242L83 244V243H84L83 241H85V243H87L86 245L88 246V245H89L88 243H89V241H90V242H92V243L95 242V243H97V244L103 246V247H104V250H103L102 247H101L100 251L98 250V252H100L99 254H101V255L99 256L98 252H97V254H98V255H97V254L95 253L96 250H95L93 247H92L93 249L90 248L91 245H92V243L89 245L90 247H88V248H87V246L85 247V246H82V245L80 244V246H82V250L84 249V251H87L88 254H87V252H85V253H86V254H85L84 251H83V253H79V252H82V250H81V247L79 248L78 246H76L77 244H76L75 246H73V247H75V248H70L71 245L74 244V242H75V241H74V242L72 241V240H74V237L71 235V234H72ZM118 231H119V233H117ZM131 231H132V233H131ZM143 231L145 232L144 234H146V231H147L148 237H147V234L144 235V234L141 233V232H143ZM139 232L141 233V235H140ZM156 232H159V233H158L159 235L156 234ZM203 232H204V233H203ZM66 234H67V235H66ZM77 234H78V235H77ZM116 234H117V235L119 234V236H117ZM131 234L134 235V236L132 235V237H134V238H133V239H134L133 242L131 241V240H132ZM136 234H137V236H135ZM151 234H152V233H151ZM151 234H150V235H151ZM114 235L117 236V239H116V236H114ZM127 235H128V236L130 235L129 239H128V237L126 238ZM138 235H139V236H138ZM142 235H143V236H142ZM163 235H164V236H163ZM112 236H113L114 238H113ZM144 236H145L148 240H150V241H146V239L144 240V238H145ZM151 236H152V235H151ZM65 237H66V239H64ZM119 237H120V238H119ZM137 237H138V238H137ZM141 237H144L143 240H142ZM163 237H164L165 239H163ZM178 237H179V239H178ZM227 237H228V236H227ZM72 238H73V239H72ZM139 238H140V240H139ZM150 238H152V237H150ZM113 239H114V240L116 239L117 241L115 240V242H114ZM118 239L120 240L119 242L121 243V245H119ZM136 239H137V240H136ZM161 239H163V240H161ZM110 240H112V241H110ZM128 240H129V241H128ZM141 240L144 241V242L141 243V242H142ZM169 240H171V238H170ZM87 241H88V242H87ZM134 241H135V244H133V245H134V246L136 245L135 247L132 245V243H134ZM145 241H146V242H145ZM151 241L153 242V244L155 243V245H153V244L151 243ZM156 241H157V242H156ZM63 242H64V241H63ZM67 242L69 243L70 247H69V245H68ZM112 242H113L114 244H113ZM139 242H140V243H139ZM117 243H118V244H117ZM136 243H138V244H140V245H138V244H136ZM144 243H145V246H144ZM147 243H148V244L151 243L152 246H151V244L148 245ZM156 243H157V245H156ZM246 243H247V242H246ZM79 244H78V245H79ZM108 244H110L113 248H112V247L110 248V246H109ZM141 244H142V245H141ZM146 244H147L148 246H147ZM158 244H159V245H158ZM217 244H218V245H217ZM62 245H63V244H62ZM93 245H94V244H93ZM114 245H115V246H114ZM118 245H119V246H118ZM130 245H131L133 248H132ZM137 245H138L140 248L142 247V248H141L142 250H141L140 248L137 249ZM175 245H176V246H175ZM183 245H184V246H183ZM94 246H96V245H94ZM97 246H98V245H97ZM129 246H130V247H129ZM146 246H147V247H146ZM153 246L155 247L154 249L152 248ZM181 246H182V248H184V249H182ZM63 247H64V249H65L66 251H65L64 249H62ZM84 247H85V248H84ZM114 247H115V249H117V250L114 251V250H113ZM120 247H123V248H120ZM145 247H146V248H149V249H147V251H146V248H145ZM157 247H158V248H157ZM105 248H107V249H105ZM119 248H120V249H119ZM144 248H145V250H144L145 253L142 252ZM150 248H151V249H150ZM169 248H170V247H169ZM198 248H199V249H198ZM61 249H62V250H61ZM69 249H70V250H69ZM72 249H73V251H72ZM74 249H75V250H74ZM118 249H119V250H118ZM134 249H135V250H138V251H141V252L145 255V257H144V255H143L142 253L140 254V256H139V255H136L138 251L136 252ZM139 249H140V250H139ZM155 249H158V250L155 251ZM63 250H64V251H63ZM101 250H103V251H101ZM106 250H107V252H106ZM132 250H133V251H132ZM198 250H199V251H198ZM70 251H72L74 254H76V253L78 252V253H77L78 255L74 256V254H73L72 252H70ZM74 251H76V252H74ZM93 251H94V253H95L96 255L93 253ZM134 251H135V252H134ZM191 251H193V252H191ZM197 251H198V252H197ZM225 251H226V250H225ZM69 252L72 253V254H70ZM161 252H162V253H161ZM227 252H228V249H227ZM65 253H66V254H65ZM68 253H69V254H68ZM135 253H136V254H135ZM139 253H140V252H138V254H139ZM175 253H176V254H175ZM192 253H194V254H192ZM197 253H199V255H198ZM255 253H256V257H258V258H259V257H263V258H264V252H262V251H261V252H260V251H257V252L255 251L254 253L252 252V255H253V256L250 254L251 257H252V260H250V261H253V260H254V261H253L254 264H259L260 261H259L257 258H255ZM67 254H68V256H69V255H71V256H69V258H68V257H64V256H67ZM155 254H156L157 256L160 255L159 258L156 259V258H155L156 255H155ZM195 254H197L198 257H197ZM233 254H235V253L233 252ZM233 254H232V255H233ZM236 254H237V253H236ZM236 254H235V255H236ZM259 254H261V255H259ZM84 255H86V256H84ZM141 255H143V256H141ZM184 255H185V256H184ZM189 255H192V256L189 257ZM194 255H195V256H194ZM257 255H258V256H257ZM72 256H73V257H72ZM130 256H131V257H130ZM193 256H194V257H193ZM211 256H214V258L212 257L213 259H212V258L210 259L209 257H211ZM62 257H63V258H62ZM70 257H72V258H70ZM100 257H101V258L104 257L103 261H104V260H105V261L102 262V261H101L102 259H101ZM116 257H118V259H117ZM128 257H129V259H128ZM133 257H134V258H133ZM137 257H140V260H139V261H136V260H138ZM143 257H144V258H143ZM249 257H250V256H249ZM253 257H254L255 259H254ZM142 258H143V259H142ZM154 258L156 259V261H154ZM179 258H181V259H179ZM184 258H183V260H184ZM188 258H189L190 260H189ZM263 258H260V260H261V259L264 260ZM40 259H41V260H40ZM114 259H115V260H114ZM131 259H132V260H131ZM191 259H192V260H191ZM209 259H210V260H209ZM215 259H216V258H215ZM250 259H251V258H250ZM256 259H257V261H259L258 263H257ZM116 260H119V261H116ZM163 260H162V261H163ZM172 260H173V259H172ZM172 260H168V259L165 258L164 263L166 262L165 264H167L168 261L171 262ZM193 260H194V261H193ZM40 261H42V262H40ZM46 261H47V264H48V262H49V261H48V257H47V260H46ZM115 261H116L117 263H116ZM176 261H177V260H176ZM176 261H172V264H173L174 262L176 263ZM178 261H177V264H179V263L181 262V261H180V262H178ZM141 262H143V263H141ZM152 262H153V263H152ZM202 262H203V263H202ZM255 262H256V263H255ZM43 263H44V262H43ZM164 263L162 262V264H164ZM175 263H174V264H175ZM181 263H182V262H181ZM44 264H46V263H44ZM155 264H157V263H155ZM159 264H161V262H159ZM169 264H170V263H169Z\"/></svg>","mask_w":264,"mask_h":264},{"label":"clouds","instance_id":"3","mask_svg":"<svg viewBox=\"0 0 264 264\" xmlns=\"http://www.w3.org/2000/svg\"><path fill=\"white\" fill-rule=\"evenodd\" d=\"M203 6L208 7V4L205 3ZM229 15L231 19L246 18L261 33H264V0H233ZM260 164L264 170V154L261 155ZM258 179L264 182V171ZM247 192V186H240L233 196L232 203L238 206V220L232 232L225 238L226 242L215 250L216 259L212 261V264H251L249 256L253 251L264 252V221L259 225L260 230L256 239L245 243L248 236L257 228V218L251 211L250 204L243 199ZM226 249L229 250L227 254ZM233 251L237 254L232 255ZM259 264H264V260H261Z\"/></svg>","mask_w":264,"mask_h":264}]
</instances>
